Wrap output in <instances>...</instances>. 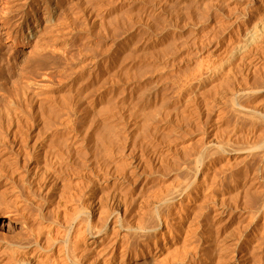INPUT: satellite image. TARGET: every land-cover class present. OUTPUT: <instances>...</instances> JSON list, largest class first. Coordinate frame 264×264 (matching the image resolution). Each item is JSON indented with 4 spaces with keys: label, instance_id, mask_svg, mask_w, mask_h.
Returning <instances> with one entry per match:
<instances>
[{
    "label": "bare ground",
    "instance_id": "1",
    "mask_svg": "<svg viewBox=\"0 0 264 264\" xmlns=\"http://www.w3.org/2000/svg\"><path fill=\"white\" fill-rule=\"evenodd\" d=\"M15 1V0H14ZM125 0H16V3L14 5L15 7V11L17 12V19L12 23V25L9 27L8 31L6 30V34L8 36H10V39H11V43H12V48L15 50V52L13 53L14 55L18 52V51H22L23 50V46L25 47H28L29 48V52L30 54H34L35 55V65H36V69L39 71L40 68H45L46 64L48 63L47 61L49 59L51 60H56V59H61L62 60V70H64V68H66V71H68V75L69 77H71L72 79H76V76H82V75H87L88 76H93L95 74H99L101 76H104V78H101L99 81L97 78H93L91 77L90 80H88L87 82H85L83 85H80L82 88V93H79V92H75V94H70L67 93V94H70V95H73L72 97L70 96V100H68V103L65 101V99H63L65 102H60L61 99H60V94L59 96L57 97V95L55 96L52 95V94H49V93H41L39 95V93L37 95H39V98L41 100L37 101L38 106H37V112L35 111L36 109H34V102H35V97L34 96V93L33 91L36 89V88H39V87H36L35 88V84L37 83V86L38 83L40 84L41 83V86L42 85V81L41 82H37L34 84V81H35V78L30 76V75H27V77L24 79V81L22 82L21 84V91L22 93H20L21 95L16 94V98L14 97L12 100L10 99V101L7 103L5 102L1 107H0V177H4L5 180H8V179H12L14 180L13 178L15 177V175L19 172L18 170V156L22 155L23 156V160L24 163L22 166H25V163H27V166L31 168L32 167H36V166H39L40 165L37 163V162H40L43 158V153L42 151H46L47 147L46 145L48 146H53L51 147L52 148V151H56V148H60L62 149V147L59 145L61 143H64L62 138V134L63 132H66L68 129H66V131H64L62 128H59V125L61 124L62 125V122L64 120L63 119V114H66L65 115V118L67 117V120L69 118V120L71 121L72 123V120L70 119V116L71 115H75V113H81V117H83V121L82 119L79 121H82V122H86L87 120H91V112L92 110L96 107L97 109H99V113L101 112L102 115H100V118L101 116L104 117V119L106 120V122L108 123V118L110 119L109 117V114L110 112L112 111H115L114 108L116 107V105L114 104V108L112 111H110V106H112V104L110 105L112 98L110 99V94L111 92L113 91H110V81H107L109 78L107 76H109L110 73H113V71L116 69V65H120L122 66V63H125L123 60H127L128 58H126V56L124 55L125 51L127 53V50H126V47L129 45H127V25H129V23H127L126 21V14H127V10L125 8V6H122L123 3H124ZM253 1V0H252ZM193 2V1H192ZM219 2V1H217ZM226 1H224L225 3ZM260 2V1H259ZM125 5L126 2L124 3ZM204 4V3H203ZM211 4V3H210ZM210 4H206V5H209ZM216 4V3H215ZM219 4V3H218ZM245 4V2H244ZM260 4V3H259ZM233 5V4H232ZM120 6V7H119ZM203 6V5H202ZM212 6V5H211ZM234 6V5H233ZM127 8H129L128 6H126ZM219 7V6H217ZM231 7V6H230ZM207 8V7H206ZM210 9V7H208ZM239 8V7H238ZM249 8V7H248ZM204 9V8H202ZM201 9V10H202ZM216 9V8H215ZM221 9H222V6H221ZM258 9V8H257ZM114 11V16H110V12L111 11ZM200 10V11H201ZM225 10V9H224ZM232 10V8H231ZM262 14L264 15V8L262 9ZM220 11V10H219ZM235 11V10H234ZM202 12V11H201ZM227 12V10H226ZM105 13H109L106 17ZM225 13V12H224ZM223 13V14H224ZM236 13V12H235ZM243 13V12H242ZM250 13V12H249ZM129 14V13H128ZM226 14V13H225ZM227 14H231V13H227ZM238 14V12L236 13V15ZM244 14V13H243ZM261 14V15H262ZM207 15V14H206ZM201 16V15H200ZM226 16V15H225ZM239 16V15H238ZM112 17H114L116 21V23H120L121 28L124 29L123 30V33L121 32L122 35V43L121 45H119V49H115V53L112 52L111 53V46L107 47H102L103 49H99L97 47L99 46H95V42L98 40L96 39V41H94L93 39H90L91 37H95L98 35V33L94 34L93 31H96L98 28L99 25L101 26H104V21L103 20H106L105 18L108 19V21H110L109 19H111ZM132 17V15L130 16ZM136 17V16H135ZM134 17V18H135ZM211 17V16H210ZM263 17V16H262ZM260 17V18H262ZM87 18H90L91 21H89L90 24H95L97 22H99V25L96 26L95 25H90L88 23H86L88 20ZM133 18V19H134ZM191 18V17H190ZM200 18V17H199ZM242 18V17H241ZM247 18V17H246ZM254 18V17H253ZM259 17L257 16L256 19H258ZM121 19V22L119 20ZM113 19H111L112 21V25L114 24V21ZM138 20V19H137ZM197 20V19H196ZM201 20V19H200ZM203 20V19H202ZM260 20V19H259ZM262 20V19H261ZM107 21V20H106ZM118 21V22H117ZM132 21V20H131ZM231 21V20H230ZM136 22V20H135ZM192 22V21H191ZM194 22V21H193ZM232 22V21H231ZM254 22V21H253ZM258 22V21H257ZM263 22H264V19H263ZM101 23V24H100ZM107 23V22H106ZM105 23V24H106ZM111 23V22H110ZM114 24V28L117 27L115 25L117 24ZM199 23V21H198ZM219 23V22H218ZM88 24V25H87ZM108 24V23H107ZM191 24V23H190ZM207 24V23H206ZM216 24V23H215ZM230 24V23H229ZM256 24V23H255ZM259 24V23H258ZM109 25V24H108ZM133 25V24H132ZM214 25V24H213ZM220 25V24H219ZM222 25V23H221ZM228 25V24H227ZM106 26V25H105ZM104 26V28H105ZM110 26V25H109ZM130 26H131V23H130ZM129 26V27H130ZM229 26V25H228ZM250 26V25H249ZM252 26V25H251ZM94 27H96L94 29ZM108 28V26H106ZM224 27V26H223ZM227 27V26H226ZM100 28V26H99ZM103 27L101 29H104ZM110 28V27H109ZM108 28V29H109ZM112 28V32H113V29ZM120 28V27H119ZM118 28V29H119ZM131 28V27H130ZM228 28V27H227ZM242 28V27H241ZM247 28V27H246ZM93 29V30H91ZM116 29V28H115ZM114 29V30H115ZM220 29V28H219ZM249 29V28H248ZM264 29V26L263 25H255L253 27H251V29H249L250 31H248L249 33H247L248 35H246V43H243L242 41V44L243 45H237L236 42L235 44L239 47L236 46L237 51H235V57L234 59L231 60L228 62L229 65L225 66V68H223L221 71L215 69V65H214V70L216 71H219L218 73L215 72L213 69L210 68V71L213 72V74H210L211 76V80H209L208 78V81H210L209 83L205 84L206 86H203V87H199V90L197 91H192L193 88H191V91L193 92V95L192 94H184V95H187L185 97H183L184 99H187L190 98V101H194V99L198 96H200L202 93H207L208 91V94L209 92L210 93H213V99H214V95H216L218 92L220 93V95H222L224 97V95H226L227 97V104L231 107V109L235 112L236 116L239 117V118H245L244 121H247L249 119V121H251V124H262V126L264 127V115L261 114L259 112V107L255 105V98L258 96V93L262 92L264 90V83L261 84V83H258V86L259 87V84H260V87L259 88H252V87H249V86H246V83L247 82V79H246V83H242V78L238 76V73L242 71V73H246L247 69L249 68H253V67H256L257 69V66H256V63L255 62V59L256 58H259V55L260 57L264 55V52L262 51L263 48L261 49V46H264L263 43H264V32L262 33V30ZM99 30V29H98ZM208 30V29H207ZM103 32H105L104 30H102ZM101 31V32H102ZM111 30H109V33H110ZM122 31V30H121ZM218 31V30H217ZM222 31V30H221ZM236 31V30H235ZM264 31V30H263ZM97 32V31H96ZM100 32V31H99ZM106 32H107V29H106ZM105 32V33H106ZM210 32V31H209ZM234 32V31H233ZM104 33V34H105ZM108 33V32H107ZM213 33V32H212ZM236 33V32H235ZM246 33V32H245ZM94 34V35H93ZM114 34V33H113ZM112 34V35H113ZM202 34V33H201ZM229 34V33H228ZM73 35H76L77 38H74V41H77V44L76 46H74V42H72L73 45H68L69 49L70 47L74 46L73 48H77L76 49V53H71L70 50L67 51L66 49V46H67V39L69 40L70 37H72ZM111 35V33H110ZM109 35V36H110ZM111 35V36H112ZM119 35V34H118ZM214 35V34H213ZM101 36V35H100ZM99 36V37H100ZM104 36V35H102ZM114 37H116L115 35H113ZM112 36V37H113ZM211 36V35H210ZM243 36V35H242ZM74 37V36H73ZM98 37V36H97ZM105 37V36H104ZM204 37V36H203ZM218 37V36H217ZM230 37V36H229ZM87 38L89 40L90 43L87 44ZM110 38V37H109ZM193 38V37H192ZM240 38V37H239ZM73 39V38H72ZM228 39V38H227ZM71 40V38H70ZM113 40V39H112ZM115 40V39H114ZM120 40V39H119ZM130 40V39H129ZM211 40V39H210ZM208 40V41H210ZM236 40V38H235ZM101 41V39H100ZM190 41V40H189ZM202 41V39H201ZM238 41V40H236ZM81 44H80V43ZM98 42V41H97ZM96 42V43H97ZM116 42V41H115ZM203 42V41H202ZM207 42V41H206ZM221 42V41H220ZM219 42V44H220ZM113 43V41H112ZM153 43V42H152ZM200 43V42H199ZM205 43V41H204ZM224 43V42H223ZM239 43V42H238ZM99 44V43H98ZM97 44V45H98ZM108 44V43H106ZM110 44H111V41H110ZM183 44V43H181ZM185 44V43H184ZM226 44V43H225ZM78 45V47H77ZM175 45V44H174ZM222 45V44H221ZM231 45V44H230ZM234 45V44H232ZM82 46V48H80ZM87 46V47H86ZM101 46V44H100ZM104 46V45H103ZM179 46V45H178ZM181 46V45H180ZM193 46V44H192ZM196 46V45H195ZM227 46V45H226ZM71 47V49H72ZM165 47V46H163ZM172 47V46H171ZM191 47V46H190ZM225 47V46H224ZM222 47V48H224ZM229 48V47H228ZM232 48V46H231ZM234 48V46H233ZM75 49H72V50H75ZM181 49V48H180ZM165 50V49H164ZM176 50V49H175ZM66 51V52H65ZM129 51V50H128ZM174 51V50H173ZM226 51V50H225ZM230 51V50H229ZM232 51V50H231ZM1 52V51H0ZM163 52V50H162ZM166 52V51H165ZM187 52V51H186ZM197 52V51H196ZM169 53H170V50H169ZM176 53V52H175ZM205 53V52H204ZM233 53V52H232ZM120 54H123L125 56L122 57V61H120V63H116L114 61V59L118 58L120 56ZM158 54V53H157ZM164 54V53H163ZM173 54V53H172ZM185 54V53H184ZM195 54V53H194ZM197 54V53H196ZM166 54H164L165 56ZM168 55V54H167ZM210 55V54H209ZM221 55V54H220ZM230 55V54H229ZM16 56V55H15ZM122 56V55H121ZM131 56V55H130ZM155 56V55H154ZM182 56V55H181ZM187 56V55H186ZM203 56V55H202ZM128 57V56H127ZM159 57V55H158ZM168 57V56H167ZM188 57V56H187ZM190 57V56H189ZM195 57V56H194ZM217 57V56H216ZM12 58L14 59L15 57L14 56H10L6 59V63H9V69L12 67V65L14 64V62L12 61ZM164 58V57H163ZM199 58H201V56H199ZM226 58V57H225ZM229 58V57H228ZM159 59V58H157ZM176 59V58H175ZM174 59V60H175ZM179 59V58H178ZM184 59V58H183ZM261 59V58H260ZM102 60V61H101ZM119 60V59H118ZM121 60V59H120ZM149 60V59H148ZM156 60V59H155ZM160 60V59H159ZM177 60V59H176ZM181 60V59H180ZM203 60V59H202ZM207 60V59H206ZM221 60V59H220ZM225 60V59H224ZM228 60V59H227ZM259 60V59H258ZM263 60V59H262ZM100 61V62H99ZM131 61V60H130ZM172 61V60H171ZM190 61V60H188ZM192 61V60H191ZM197 61V60H196ZM195 61V62H196ZM201 61V60H199ZM3 62H5V60L3 59L2 60V54L0 53V80L2 79V77L4 76V72H3V68H2V65H3ZM119 62V61H118ZM165 62V61H164ZM174 62V61H173ZM178 62V61H177ZM203 62V61H202ZM231 62V63H230ZM200 63V62H199ZM206 63V61H205ZM208 63H209V59H208ZM216 63V62H215ZM214 63V64H215ZM217 63L219 64V62L217 61ZM222 63V62H221ZM220 63V65H221ZM227 63V64H228ZM259 63V62H258ZM124 64V65H125ZM130 64V63H129ZM185 64V63H184ZM198 65V63H196ZM204 64V63H203ZM207 64V63H206ZM213 64V63H212ZM217 64V65H218ZM252 64V65H251ZM255 64V66H253ZM127 65V64H126ZM154 65V64H153ZM156 65V64H155ZM186 65V64H185ZM195 65V64H194ZM193 65V66H194ZM196 65V66H197ZM262 66V63L260 64ZM264 65V63H263ZM129 66V65H128ZM145 66H148V65H145ZM144 66V67H145ZM160 66V65H158ZM164 66V65H163ZM202 66V64L200 65ZM199 66V67H200ZM207 66V65H206ZM206 66H202V67H206ZM219 66V65H218ZM127 67V66H126ZM152 67V66H151ZM150 67V68H151ZM168 67V66H167ZM173 67V66H172ZM188 67V66H187ZM198 67V69H199ZM217 67V66H216ZM220 67V66H219ZM241 67L245 68L247 67V69L245 68V71L243 72V68L241 70ZM146 68V67H145ZM160 68V67H159ZM164 68V67H163ZM170 68V67H169ZM201 68V67H200ZM260 68V66L258 67V69ZM264 68V67H263ZM118 69V67H117ZM123 69H124V66H123ZM126 69V68H125ZM149 69V68H148ZM153 69H155L153 67ZM157 69V68H156ZM182 69V68H181ZM189 69V68H188ZM193 69V68H192ZM204 69V68H203ZM119 70V69H118ZM117 70V71H118ZM127 70V69H126ZM126 70H121L122 72L126 73ZM130 70V69H129ZM128 70V71H129ZM151 70V69H150ZM163 70V69H161ZM180 70V68H179ZM190 70V69H189ZM200 70V69H199ZM198 70V73L201 72ZM202 70V69H201ZM207 70V68H206ZM213 70V71H212ZM241 70V71H239ZM251 70V69H249ZM260 70V69H259ZM264 70V69H262ZM261 70V71H262ZM120 71V70H119ZM118 71V72H119ZM159 71V70H158ZM157 71V72H158ZM175 71V69H174ZM181 71V70H180ZM197 71V69H196ZM203 71V70H202ZM205 71V70H204ZM208 71V70H207ZM205 71V72H207ZM145 72V71H144ZM155 72V71H154ZM152 72V73H154ZM161 72V71H159ZM185 72V71H184ZM215 72V73H214ZM250 72V71H249ZM256 72V70L254 71ZM253 72V73H254ZM258 72V71H257ZM256 72V73H257ZM95 73V74H94ZM115 73V77H116V70L114 71ZM113 73V74H114ZM130 74V72H128ZM140 73V71H139ZM177 73V71H176ZM203 73V72H202ZM239 73V75H240ZM252 73V74H253ZM255 73V74H256ZM261 73V72H260ZM258 73V74H260ZM263 73V72H262ZM119 76H120V72L118 73ZM142 74V73H141ZM148 74V73H147ZM150 74V73H149ZM162 74V73H161ZM164 74V73H163ZM162 74V75H163ZM167 74V73H166ZM171 74V73H170ZM180 74V73H179ZM186 74V73H185ZM196 74V73H195ZM194 74V75H195ZM201 74V73H200ZM198 74V75H200ZM208 74V73H207ZM249 74V73H247ZM41 74H39L40 76ZM43 75V74H42ZM64 75V74H63ZM96 75V76H97ZM107 75V76H106ZM128 75V74H127ZM132 75V74H131ZM155 75V74H154ZM165 75V74H164ZM178 75V74H177ZM184 75V73H183ZM197 75V76H198ZM204 75V74H203ZM254 75V74H253ZM253 75H251L253 77ZM262 75V74H260ZM95 76V77H96ZM121 76H122V73H121ZM126 76V74H125ZM143 76V74L141 75ZM159 76V75H158ZM168 76V74H167ZM244 76V75H242ZM249 76V77H251ZM258 76V75H256ZM63 77V76H62ZM65 77V76H64ZM63 77V79H64ZM105 77H107L108 79H106ZM114 77V76H113ZM112 76H110V79L113 78ZM130 77V76H129ZM140 77V76H139ZM166 77V75H165ZM172 77H175L174 75L171 76ZM208 77V76H207ZM245 77V76H244ZM247 77V76H246ZM34 78V79H33ZM60 78V77H59ZM121 78V77H119ZM133 77H131L132 79ZM136 78V77H135ZM141 78V77H140ZM160 78V77H158ZM177 78V77H176ZM175 78V79H176ZM180 78V77H178ZM191 78V77H190ZM199 78V77H197ZM204 78V77H202ZM206 78V77H205ZM204 78V80H206ZM248 78V77H247ZM257 78V77H256ZM256 81H258V79H256ZM261 78L263 79L264 78V75L263 77L261 76ZM70 80L68 83H64L62 85H60L61 88H75L76 87V82L77 80ZM86 79V78H84ZM89 79V77H88ZM125 79V78H124ZM128 79V78H126ZM162 79V77H161ZM168 79L170 80V75L168 77ZM167 79V80H168ZM173 79V78H172ZM171 79V80H172ZM194 79V78H193ZM201 79V78H200ZM250 80V78H248ZM262 79H260L262 81ZM46 80V79H45ZM118 80V79H116ZM115 78H114V82L116 81ZM129 80V79H128ZM127 80V81H128ZM166 80V78L164 79V81ZM166 80V81H167ZM174 80V79H173ZM177 80V79H176ZM186 80V79H184ZM191 80V79H190ZM189 80V82H190ZM244 80V79H243ZM259 80V81H260ZM58 81V80H57ZM60 81V80H59ZM85 81V80H84ZM146 81V80H145ZM163 80H161L162 82ZM180 81V79H179ZM188 81V80H187ZM198 81V80H197ZM200 81V80H199ZM260 81V82H261ZM79 82V81H78ZM81 82V80H80ZM113 82V83H114ZM120 82V81H119ZM122 82H126L125 80ZM121 82V83H122ZM159 82V81H158ZM157 82V83H158ZM160 82V83H161ZM168 82V81H167ZM166 82V83H167ZM173 82V81H172ZM175 82V80H174ZM177 82V81H176ZM204 82V81H203ZM251 82V80H250ZM48 80H47V82ZM117 83V82H116ZM146 83V82H145ZM169 83V82H168ZM171 83V81H170ZM180 83V82H179ZM182 83V82H181ZM180 83V84H181ZM194 83V82H193ZM206 83V82H205ZM255 83V81H254ZM252 83V84H254ZM53 84V83H52ZM79 84V83H78ZM120 84V83H118ZM159 84V83H158ZM173 84V83H172ZM177 84V83H175ZM179 84V85H180ZM184 84V83H183ZM202 84V83H201ZM51 85V84H50ZM56 85V84H54ZM121 85V84H120ZM132 85V84H131ZM153 85V84H152ZM166 85V84H165ZM174 85V84H173ZM187 85V84H186ZM190 85V84H188ZM187 85V87H188ZM200 85V84H199ZM78 86V85H77ZM116 86V85H115ZM172 86V85H171ZM178 86V85H177ZM184 87V85H182ZM192 86V85H191ZM190 86V87H191ZM118 87V86H117ZM154 87L156 88L155 84H154ZM181 87V86H180ZM197 87V88H198ZM254 87V86H253ZM0 88H2V83L0 82ZM41 88V87H40ZM112 88V87H111ZM148 88V86H147ZM147 88H143V89H147ZM153 88V87H152ZM154 88V89H155ZM46 89V88H45ZM116 89V88H115ZM140 89V88H139ZM157 89V88H156ZM160 89V88H159ZM169 89V88H167ZM172 89V88H171ZM182 89V88H181ZM187 89V88H186ZM185 89V90H186ZM195 89V88H194ZM193 89V90H194ZM123 90V89H122ZM141 90V89H140ZM149 90H151L149 88ZM158 90V89H157ZM156 90V92H157ZM176 90V89H175ZM174 90V91H175ZM179 90V88L177 89ZM176 90V91H177ZM190 90V89H189ZM188 90V91H189ZM44 91V90H43ZM117 91V90H116ZM130 91V90H129ZM139 91V90H138ZM164 91H168V90H164ZM175 91V92H176ZM182 91V90H181ZM187 91V92H188ZM191 91L189 93H191ZM37 92V90H36ZM40 92V91H39ZM42 92V91H41ZM46 92V91H45ZM153 92V91H152ZM163 92V90H162ZM172 92V91H171ZM179 92V91H178ZM177 92V93H178ZM185 92V91H184ZM183 92V93H184ZM73 93V92H71ZM146 94V91L144 92ZM148 93V91H147ZM160 93H161V90H160ZM166 93V92H165ZM263 93V92H262ZM57 94V93H56ZM120 94V93H118ZM156 94V93H155ZM179 94V93H178ZM36 95V94H35ZM122 95V94H121ZM150 94L148 93V96ZM163 96V94H161ZM159 96V97H162V96ZM192 95V96H190ZM205 95V94H204ZM219 95V94H218ZM68 96V95H67ZM68 96V97H69ZM114 96V95H113ZM147 96V97H148ZM170 94L168 95V98H169ZM172 96V95H171ZM181 96H182V93H181ZM205 96H208V95H205ZM211 96V94H210ZM209 96V97H210ZM222 96H221V100H222ZM59 98L60 100H58L57 98ZM63 98V96H61ZM65 97H66V94H65ZM67 97V98H68ZM136 97V96H135ZM146 97V96H145ZM146 97V98H147ZM156 96H154V99H155ZM158 97V96H157ZM178 97V96H176ZM204 97V96H203ZM212 97V96H211ZM210 97V98H211ZM220 97V96H219ZM38 98V96L36 97ZM38 98V99H39ZM114 98V97H113ZM116 98V97H115ZM114 98V99H115ZM133 98V96H132ZM163 98V97H162ZM167 98V97H166ZM182 98V100H183ZM201 98V97H199ZM198 98V99H199ZM113 99V100H114ZM139 99V98H138ZM142 99V98H141ZM145 99V98H144ZM150 99V98H149ZM153 99V100H154ZM159 99V98H158ZM173 98V101L177 100ZM197 99V100H198ZM202 99V98H201ZM205 99V98H204ZM209 99V98H208ZM121 100V99H120ZM137 100V99H136ZM148 100V99H147ZM157 100V99H156ZM160 100V99H159ZM163 100V99H161ZM159 101V107L161 108V104L160 102L163 104L162 101ZM166 100V99H164ZM172 99H170L171 101ZM180 100V99H179ZM188 100V99H187ZM186 100V101H187ZM264 99L262 98V101ZM17 101V103H16ZM128 101V100H127ZM132 101V100H131ZM139 101V100H137ZM145 101V100H144ZM152 101V100H150ZM168 101V100H166ZM178 101V100H177ZM184 101V100H183ZM184 101V103L186 102ZM189 101V100H188ZM186 104H184V106H190V102H188ZM196 101V100H195ZM209 101V100H208ZM213 101V100H212ZM20 102V103H19ZM153 102V101H152ZM165 102V101H164ZM172 102V101H171ZM180 102V101H178ZM177 102V103H178ZM205 102V101H204ZM19 104H22V106L24 105L23 108H20L24 111L23 114H17L18 112V109H16L15 111V105H18ZM62 103V104H61ZM63 103H66V104H63ZM134 104L137 102H133ZM139 103V102H138ZM176 103V102H175ZM174 103V104H175ZM176 103V104H177ZM182 103H181V109L182 108ZM193 103V102H192ZM191 103V104H192ZM200 103V102H198ZM206 103V102H205ZM204 103V104H205ZM223 103V102H222ZM225 103V104H226ZM121 104V103H120ZM145 104V102L143 103ZM175 104V105H176ZM179 104V103H178ZM197 104V102H196ZM211 104V103H210ZM214 104V103H213ZM224 104V105H225ZM226 104V106H227ZM62 105H65V106H62ZM123 105V104H122ZM131 105V104H130ZM147 105V104H145ZM153 105V104H151ZM167 105V104H166ZM166 105L164 107H166ZM171 105V104H170ZM194 105V104H192ZM200 105V104H199ZM207 105V104H206ZM205 105V106H206ZM209 105V104H208ZM19 106V105H18ZM119 106V105H118ZM132 106V105H131ZM155 106V105H154ZM154 106L153 109H154ZM158 105H156L157 107ZM173 106L172 105L170 108L167 109V107L165 108V111L168 110V112H164L163 114L165 113H168L166 119L163 117L162 119L165 121L164 125H167L169 124L168 126L170 127V124L172 123V115L169 114L170 112L172 113V111L174 110L173 109ZM198 106V105H197ZM201 106V105H200ZM198 106V107H200ZM203 106V105H202ZM228 106V107H229ZM261 106H263L261 104ZM57 107H60V108H64L66 109L65 113L62 114V119L60 120L58 117H60L59 114H57V123L59 124L58 127L54 126L52 123H56L53 121V119L55 120V118H53L54 114L53 113V110H55V113L56 111L59 109H55ZM122 107V106H121ZM135 107V106H134ZM142 107V106H141ZM139 106V108H141ZM150 107V106H149ZM152 107L151 108H146L147 109H151L152 110ZM163 107V105H162ZM193 107V106H192ZM195 107V106H194ZM193 107V109H194ZM207 107V106H206ZM13 108V109H11ZM25 108V109H24ZM93 108V109H92ZM118 108V107H117ZM116 108V109H117ZM120 108V107H119ZM124 108V107H123ZM130 108V107H129ZM132 108V107H131ZM138 108V107H137ZM158 108V107H157ZM172 108V109H171ZM176 109V107H174ZM179 108V106H178ZM177 108V109H178ZM179 108V109H180ZM208 108V107H207ZM159 109V108H158ZM164 109V108H162ZM171 109V111H170ZM176 109V110H177ZM188 111L190 110L189 108H187ZM199 109V108H197ZM211 109V108H209ZM226 109V108H225ZM20 110V109H19ZM63 110V109H61ZM96 110V109H95ZM133 110V109H132ZM136 111V109H134ZM133 110V111H134ZM142 110V109H140ZM144 110V113L145 111ZM192 110V109H191ZM212 110V109H211ZM224 109L222 108L221 111H223ZM227 110V109H226ZM230 110V109H229ZM228 110V111H229ZM261 110H263V108H261ZM118 111V110H117ZM121 111V110H120ZM148 111V110H147ZM146 111V112H147ZM155 111H157V109H155ZM159 111V110H158ZM164 111V110H163ZM162 111V112H163ZM170 111V112H169ZM183 111V110H182ZM185 111V110H184ZM187 111V112H188ZM196 110L193 111V113H195ZM203 111V110H202ZM216 111H219V110H216ZM231 111V110H230ZM60 113V111H57V113ZM119 112V111H118ZM126 114L128 111H125ZM140 112V111H139ZM161 112V111H159ZM157 112V114L159 113ZM161 112V114H162ZM176 111H174L175 113ZM186 112V111H185ZM185 112H182V113H185ZM190 112V111H189ZM212 112V111H211ZM115 113V112H114ZM130 113V112H129ZM138 113V111L136 112ZM150 113V117H148ZM151 113H152V117H154L153 115V112H147L146 114L148 118H151ZM156 113V112H155ZM177 113V112H176ZM181 111H180V114H182ZM203 113V112H202ZM222 113V112H220ZM224 113V112H223ZM233 113V112H232ZM264 113V110L263 112ZM95 114V113H94ZM93 114V115H94ZM112 114V113H111ZM123 114V113H122ZM130 114H134L133 112L130 113ZM129 114V115H130ZM145 114V115H146ZM156 114V115H157ZM179 114V115H180ZM187 114V113H186ZM185 114V115H186ZM191 114V113H190ZM189 114V115H190ZM198 114V113H197ZM201 114V113H200ZM204 114V113H203ZM206 114V113H205ZM204 114V115H205ZM219 114V113H218ZM234 114V113H233ZM114 116V119L116 120L117 117L112 114ZM140 115V114H139ZM142 115H143V112H142ZM141 115V116H142ZM156 115H155V119H156ZM160 115V113H159ZM166 115V114H165ZM175 115V114H174ZM173 115V117H174ZM185 115H181V116H185ZM223 115V114H222ZM80 116V114H79ZM77 116V117H79ZM118 116V115H117ZM122 116V115H121ZM120 116V117H121ZM127 115L124 116L123 114V118H126ZM138 116V115H137ZM140 116V117H141ZM177 117V114L175 115ZM192 116V115H191ZM190 116V118H191ZM209 116V115H208ZM218 116V115H217ZM216 116V117H217ZM235 116V115H234ZM235 116V117H236ZM93 117V116H92ZM116 117V118H115ZM129 117V116H128ZM131 117V116H130ZM129 117V118H130ZM134 117H135V114H134ZM139 117V116H138ZM144 117V116H143ZM142 117V119H143ZM162 117V115L160 116ZM183 117L182 119H180V116H179V119L180 121L183 120ZM207 117V116H206ZM220 117V116H219ZM225 117V116H224ZM231 117V116H230ZM64 118V119H65ZM76 118V117H75ZM75 118L73 117L74 121H75ZM87 118V120H86ZM90 118V119H88ZM95 118V116H94ZM93 118V120L91 121H95V119ZM132 118V117H131ZM146 118V116H145ZM144 118V120H145ZM188 119L189 121V118H188V115L187 117H185V119ZM208 118V117H207ZM248 118V119H246ZM52 119V120H51ZM103 119V120H104ZM112 119V117H111ZM120 119V118H119ZM121 119V120H122ZM136 119V120H135ZM135 124L138 123L137 122V118H135ZM178 119V117L176 118ZM186 119V121H187ZM202 119V118H201ZM206 119V118H205ZM217 119V118H216ZM238 119V118H237ZM236 119V120H237ZM65 119L64 123H66L67 121ZM77 120V118H76ZM100 120V119H99ZM125 120V119H124ZM123 120V121H124ZM141 120V118H140ZM139 120V122H140ZM149 120V119H148ZM151 120H153L151 118ZM159 122L161 119H157ZM215 120V119H214ZM233 119V122L235 123V121ZM242 120V119H241ZM240 120V122H241ZM62 121V122H60ZM73 121V122H74ZM78 121V120H77ZM102 121V119H101ZM100 121V122H101ZM112 121V120H110ZM109 121V122H110ZM118 121V120H117ZM116 121V122H117ZM120 121V120H119ZM118 121V122H119ZM126 121V120H125ZM142 121V120H141ZM147 121V120H146ZM156 121V120H155ZM174 121V120H173ZM176 121V120H175ZM180 121H178L180 123ZM197 121V120H196ZM52 122V123H51ZM88 122V121H87ZM86 122V123H87ZM96 122V121H95ZM99 122V123H100ZM105 123V121H102V123ZM115 122V121H114ZM114 122H110V124L114 123ZM132 122V121H131ZM134 122V121H133ZM150 123V120L148 121ZM152 122V121H151ZM154 122V121H153ZM162 122V121H161ZM191 122V120H190ZM204 122V121H203ZM206 122V121H205ZM214 122V121H213ZM218 122V121H217ZM94 123V122H93ZM102 123H100V126L102 128ZM103 123V124H104ZM125 123V122H124ZM142 123H145L144 121ZM141 123V124H142ZM148 123V125H150ZM157 123V121H156ZM175 124V122H173ZM176 122L175 125H177L180 129H181V126L180 124ZM183 123H186L183 121ZM182 123V124H183ZM188 123V122H187ZM225 123V122H224ZM234 123H232V125H234ZM68 124V123H67ZM95 124V123H94ZM93 124V125H94ZM96 124H98L96 122ZM95 124V125H96ZM108 123V125H110ZM120 124V123H119ZM161 124V123H160ZM159 124V125H160ZM163 124V123H162ZM179 124V125H178ZM236 124H238L236 122ZM242 124V123H241ZM54 126V128H52V131L48 132L49 129H51L50 126ZM71 125V124H70ZM83 125V124H82ZM86 125V124H85ZM99 125V124H98ZM97 125V129L99 128ZM107 125V126H108ZM121 125V124H120ZM123 125V123H122ZM130 125V123H129ZM147 125V124H146ZM157 125V124H156ZM163 125V126H164ZM187 125V124H186ZM190 125V124H189ZM188 125V126H189ZM201 125V124H200ZM246 125V124H245ZM60 126V127H61ZM69 126V124H68ZM73 126V125H72ZM76 126V124H75ZM80 126V125H79ZM84 126V125H83ZM92 126V122L90 125L87 124V126H85L83 129H87V127H90ZM105 126V125H104ZM103 126V128H104ZM106 126V127H107ZM116 126V125H115ZM126 126V125H125ZM144 126V124H143ZM153 126V124H152ZM154 126H155V123H154ZM153 126V127H154ZM174 126V125H173ZM185 126V125H184ZM183 126V127H184ZM196 126V125H195ZM204 126V125H203ZM250 127V125H248ZM65 127L67 128L66 124H65ZM106 127L104 128L106 130ZM110 127V126H108ZM107 127V129H108ZM112 127V125H111ZM123 127V126H122ZM132 127V126H131ZM147 127V126H146ZM145 127V128H146ZM153 127H151L152 131L154 132V129ZM158 127V126H157ZM156 127V129H157ZM168 127V128H169ZM176 127V128H178ZM183 127H182V130H183ZM193 127V126H192ZM197 129L199 126H196ZM201 127V126H200ZM255 127V126H254ZM261 127V126H260ZM259 127V128H260ZM71 128V126H70ZM91 128V127H90ZM115 128L118 129V127L116 126ZM124 128V127H123ZM141 128V127H140ZM144 128V129H145ZM149 128V126H148ZM186 128V127H185ZM189 127H187V130H188ZM234 128V127H232ZM238 128V127H237ZM246 128V127H245ZM258 128V127H257ZM61 129L63 130V132L61 131ZM72 129V128H71ZM74 129V128H73ZM72 129V131H73ZM77 130V128H75ZM74 129V130H75ZM82 129V127H81ZM82 129V130H83ZM86 129L85 131H83L84 133H86ZM93 128H91L92 130ZM92 130L94 131L93 133L95 134L96 131H99V130ZM102 129V130H104ZM114 129V128H113ZM112 129V130H113ZM122 129V128H120ZM118 129V131L120 130ZM130 129V128H128ZM150 129V128H149ZM150 129V131H148L146 129L145 132H152ZM161 129V128H160ZM173 129V128H172ZM200 129V128H199ZM222 129V128H221ZM226 129V127H225ZM224 129V130H225ZM240 129V128H239ZM253 129V128H252ZM256 129V128H255ZM263 128L259 129V131L261 132ZM90 130V132H92ZM101 130V129H100ZM109 130V129H108ZM143 130V129H142ZM171 130V129H169ZM169 130L167 129V131L169 132ZM176 130V129H175ZM179 130V129H178ZM187 130H183L185 132H187ZM193 130V129H192ZM202 130V129H201ZM218 130V129H217ZM215 130V131H217ZM248 130L250 131V129L248 128ZM71 131V130H69ZM68 131V132H69ZM138 131V130H137ZM136 131V132H137ZM141 131V129H140ZM139 131V132H140ZM144 131V130H143ZM156 131V130H155ZM166 131V133H167ZM172 133L174 130H171ZM183 131H180V132H183ZM200 131V130H199ZM203 131V130H202ZM231 131V130H230ZM233 131V129H232ZM245 131H247L245 129ZM254 131V130H253ZM67 132V133H68ZM77 132L79 133V131L77 130ZM82 131L80 130V134L82 138V136H84L82 133ZM89 132V133H90ZM99 132H102V131H99ZM107 132V131H106ZM111 132V131H110ZM125 132V131H124ZM134 132V131H133ZM157 132V131H156ZM154 132V133H156ZM159 132V131H158ZM157 132V133H158ZM161 132V131H160ZM164 132V131H162ZM177 132V131H175ZM188 132H191V131H188ZM196 132V131H194ZM219 132V131H217ZM220 132L222 133V131L220 130ZM229 132V131H227ZM235 131L233 132H230V133H234ZM243 132V131H242ZM258 132V131H257ZM263 132V130H262ZM259 133L260 136L262 134V136L264 135L263 133ZM71 133V132H70ZM91 134L90 137H93L94 134ZM105 134V132L103 131L102 134ZM109 133V132H108ZM126 133V132H125ZM142 133V132H141ZM156 133V134H157ZM164 132V134H166ZM171 133V134H172ZM184 133V132H183ZM182 133V135H184ZM225 133V132H224ZM229 133V134H230ZM237 133V132H236ZM235 133V135H236ZM241 133V132H240ZM251 133V132H250ZM254 133V132H253ZM72 134V133H71ZM70 134V135H71ZM73 134H76V133H73ZM72 134V136H74ZM98 134L97 136L99 137V134L101 133H96ZM103 134V135H104ZM110 134V133H109ZM113 134V133H112ZM111 134V135H112ZM144 134V133H143ZM147 135V133H145ZM152 135H155L153 133H151ZM162 133H159L158 136H160ZM178 134V132L176 133V135ZM180 134V133H179ZM199 134V133H198ZM204 134V133H202ZM210 134V133H209ZM220 134V133H219ZM223 134V133H222ZM227 134V133H226ZM239 134V133H238ZM244 134V133H243ZM248 134V133H247ZM246 134V135H247ZM258 134V133H257ZM257 134H254V136H256L255 138L257 139ZM65 135V134H64ZM90 135V134H89ZM93 135V136H92ZM114 135V134H113ZM116 135V134H115ZM114 135V136H115ZM136 135V133L134 134ZM137 135H138V132H137ZM141 135V134H140ZM139 135V136H140ZM170 135V134H169ZM180 134V136H182ZM189 135V133H188ZM205 135H208L205 134ZM212 135V134H211ZM215 135V134H214ZM218 135V134H216ZM240 135V134H239ZM251 135V134H250ZM67 137L69 136L66 135ZM101 136V135H100ZM105 136V135H104ZM103 136V137H104ZM108 136V134H107ZM105 136V138L107 137ZM144 136V135H143ZM149 137V134L147 135ZM145 136V137H147ZM158 136L155 138L156 140H160L163 138L162 135L160 137L162 138H158ZM168 136V135H167ZM166 136V137H167ZM172 135H170L171 137ZM179 136V135H177ZM177 136H173L174 137H177ZM187 136V134H186ZM199 136V135H198ZM204 136V135H203ZM222 136V135H221ZM230 136V135H229ZM227 136V137H229ZM241 136V135H240ZM249 136V135H248ZM248 136H247V139H248ZM253 137V135H251ZM250 136V137H251ZM259 136V135H258ZM71 137V136H70ZM78 137V136H77ZM95 137V136H94ZM93 137V139H94ZM116 137V136H115ZM122 137V135H121ZM143 137V138H145ZM152 137V136H151ZM150 137V138H151ZM166 137L164 138L166 140ZM185 135L183 136V139H184ZM202 137V136H201ZM223 137V136H222ZM221 137V138H222ZM234 137V136H233ZM243 137V136H242ZM245 137V136H244ZM251 137V139H252ZM80 138V139H81ZM86 138V137H85ZM84 138V139H85ZM89 138V136H87V138L85 139V141H87V139ZM109 138V137H108ZM112 138V137H111ZM119 138V137H118ZM137 138V137H136ZM135 138V139H136ZM168 138V137H167ZM172 138V139H173ZM179 138V137H178ZM182 138V137H181ZM192 138V137H191ZM225 138V137H224ZM235 138V137H234ZM239 138V137H238ZM255 138L253 139L255 141ZM68 139V138H67ZM74 139V137H73ZM95 139H98L97 137ZM99 139H103L104 141H106V139L104 138H100ZM114 139V138H113ZM120 139V138H119ZM131 139V138H130ZM154 139V140H155ZM170 139V138H169ZM177 140V138H175ZM263 139V138H262ZM63 140V141H62ZM71 140V139H69ZM78 140V139H77ZM111 140V139H110ZM116 140V139H115ZM127 140V139H126ZM125 140V141H126ZM146 140V139H145ZM163 140V139H162ZM165 140H163L165 142ZM175 140V141H176ZM190 140V139H189ZM229 140V139H228ZM240 140V139H239ZM238 141H234V142H239ZM243 140V139H242ZM253 140L251 142V140L249 142V145L253 144ZM258 140H260V137L258 138ZM257 140V141H258ZM52 144H51V142ZM62 141V142H61ZM76 141V140H75ZM79 141V140H78ZM82 141V140H80ZM94 141V140H93ZM96 141V140H95ZM94 141V142H95ZM99 141V140H98ZM97 141V142H98ZM108 141V140H107ZM104 142V143H107ZM117 141H119L117 139ZM148 141V139H147ZM150 141V140H149ZM152 141V139H151ZM159 143H162L160 142ZM173 141V140H172ZM174 141V143H175ZM192 141V140H191ZM189 141V142H191ZM197 141V140H196ZM231 141V140H230ZM255 141V142H257ZM50 142V145L48 144ZM83 142V141H82ZM92 142V145L93 143ZM112 142V141H111ZM130 142V141H129ZM142 142V141H140ZM157 142V141H156ZM181 142V141H180ZM188 143V141H186ZM216 142H219L217 139L215 140V138L213 136H209L202 141V144L200 145V148L199 146L197 145V142H196V147L198 149L197 151V156L196 158H192L191 160L194 159V165L190 168V169H187L186 171L188 172L187 175L188 177L185 178V181L182 182L180 181L179 185H178V181L176 182L177 186H175L176 188H172L169 184L171 183H168L166 185L170 186L169 188H165L166 185L164 184V186H162V184H157V188L155 189V191L151 192L149 190V188L152 190V188L150 187V184H152L153 182H156V177L154 176V174L150 173L151 171H147V173L145 172L146 169H143L145 168L143 165L144 163H141L139 160L136 161H131V163H128L126 162V159H125V162L128 163V165H126V163H121L120 161V164L122 165H126L127 167H124L122 168L121 166H119V170H118V175H121V176H113L111 179H109V176L108 178L106 177L105 175V178L104 180H102L100 183H98L97 180H95L93 177V179L97 182H94L91 181L92 183H88L89 185H85L87 183H83L81 180V175L84 174V170L81 171L83 173H80L77 171V169H74L73 170L75 171H72L73 173H71V176L69 174V172H67L70 176V177H62L60 178L58 175V173L54 174V172L57 170H60V167L58 166V162L60 159L64 158H60L59 156V160L57 158V166H58V169L57 167L55 168L56 170L53 172H49V169H47L49 166H51V163L47 162V158L44 160L46 161L47 165L49 166H45V169H47V171L49 172L48 173V179H46L47 181L46 182H43V181H40V179L42 178L44 172L42 173V175L39 177V181L40 182H43L42 185H40L38 183V185H40V187L42 188V192L43 190L45 191V195L47 193V195H43V197L45 196L46 199L45 201L43 202L42 201V204L41 206L40 205H37L39 203H37L36 205L39 206V209H38V212L35 213L34 217H30V219H32L31 221V228L33 227L32 230H35V231H32L33 233L35 232V236L33 237V240L27 241L25 240L24 242H19L21 243L22 245L26 242L28 244V246L26 247L27 249H23V250H19L11 247L10 249H2L0 251V264H134L133 262L136 261V260H139L140 259V262H138L137 264H264V198L262 200H257L259 202L258 205L255 206V203H254V209L250 212L251 215H249L250 217H246L248 218V224H247V227L245 228V232L244 233H239L237 234V230H236V233H232L231 232V229H232V226H231V229L229 227H226L225 229H221L220 231H214L215 232V236L213 235V237L210 238V223L207 221L205 224L202 222V224H204L203 226H205L207 229H201V232L199 233H196L197 236H198V244H193L190 246L189 244V241H190V225L193 224V221L195 219H197V217H200L202 216L203 214V211L204 209H206V207H210L212 208V214H210L209 216L214 218V217H220L221 213H224L225 211V207L227 208V206L232 203L235 204V202L238 200H240L241 197H243L244 195L242 193H245L246 191L248 192V188L249 186L251 187V183H252V179H253V175H254V171L257 170L258 168V164L255 165L256 166H253L255 167L253 170H251L248 174H245L243 175L242 174V177L241 178H236V175H235V178L236 179H233L230 181V183H228V187H227V191H223V189L225 190V188H222V190H220L219 188H216L215 187V177L219 174V173H216L217 170H220L219 168H221L222 164L224 165H227L224 163V161L226 160L225 157L226 156H221V157H217L218 159H214V160H210L212 161V163H215L216 165L213 166V168H211L209 164L210 161H207L206 157H207V154L209 155V152L214 149L215 151L217 150L218 152H222L224 155H239V157L243 154V152H245V150H243V146L241 148V145H240V148L237 146V144H235L236 146H234L233 144H226V143H229L228 141H226V143H216ZM221 142H224V141H221ZM233 142V141H232ZM264 142V139L262 140V143ZM65 143H67V140L65 141ZM72 143V140L71 142ZM70 143H69V147H70ZM77 144V142H74ZM81 143V142H80ZM84 143V142H83ZM87 143V142H86ZM91 143V141L89 142L88 140V144ZM102 144H100L99 142L97 144H100L102 147L104 146L103 144V141L101 142ZM110 143V141L108 142ZM125 143V142H124ZM128 143V142H127ZM132 143V142H131ZM136 143V142H135ZM151 142H149L150 144ZM153 143V142H152ZM168 143V140L167 142ZM164 143V146L165 144ZM171 143V141L169 142ZM242 143L241 141L238 143L240 144ZM243 143H246L247 144V140ZM73 144V143H72ZM79 144V143H78ZM88 144H86L84 147H86ZM95 144V143H94ZM119 144V143H118ZM141 144V143H140ZM139 144V145H140ZM147 145H149L148 143H146ZM182 144V143H181ZM180 144V145H181ZM62 145V144H61ZM66 145V144H64ZM75 145V144H74ZM80 145V144H79ZM91 145V147L93 148V146ZM106 145V144H105ZM110 145L112 146V144L110 143ZM115 145V144H114ZM124 145V144H123ZM133 145V144H132ZM153 145V144H152ZM157 145V144H156ZM159 145V144H158ZM167 145V144H166ZM170 145V144H169ZM172 145V144H171ZM185 144L181 145V146H177L178 148L184 146ZM195 145V144H194ZM244 145V144H243ZM258 145V144H257ZM57 146V147H56ZM73 146V145H72ZM71 146V148H72ZM97 146V145H96ZM95 146V147H96ZM141 146V145H140ZM145 146V144H144ZM160 146H162L160 144ZM160 146H159V149H160ZM188 146H190V143L188 144ZM31 147L32 148H35V149H42L39 151V153L42 155V159L40 160V155H38L37 157V161L36 162H32L31 159L29 158L30 155H27V153L29 154L28 151V148ZM46 147V149H45ZM56 147V148H55ZM68 147V148H69ZM74 147V146H73ZM83 147V145H82ZM89 147V146H87ZM99 145L95 148L96 152L98 153L102 151L98 150ZM110 147V146H109ZM119 147V146H118ZM117 147V150H119ZM127 147V146H126ZM130 147V146H129ZM148 147V146H147ZM145 147V148H147ZM152 147V146H150ZM156 147V146H155ZM173 147V146H172ZM193 147V146H192ZM54 148V150H53ZM66 148V147H65ZM70 148V149H71ZM79 148V147H78ZM77 148V149H78ZM90 148V147H89ZM101 148V147H100ZM107 148V147H106ZM111 148V147H110ZM110 148L108 150H110ZM144 148V149H145ZM188 148H191L188 147ZM187 148V149H188ZM251 148V147H250ZM254 148V147H253ZM259 148V147H258ZM257 148V149H258ZM30 149V148H29ZM44 149V150H43ZM49 149V148H48ZM85 149V148H84ZM115 149V148H114ZM123 149V148H122ZM136 149V148H135ZM143 149V148H142ZM152 149V148H151ZM164 149V148H163ZM169 149V147H168ZM173 149H175L173 147ZM186 149V150H187ZM195 149V148H194ZM260 150L257 151L256 153L255 152H250L247 150V153L244 154V155H255L258 154L256 156V158H258L259 160V155L261 154L262 156H264V148L263 146L261 145ZM37 150V152H38ZM66 150H69V149H66ZM75 150V149H74ZM87 150V149H86ZM92 150V149H90ZM105 150V147L103 149V151ZM112 150V149H111ZM133 150V149H132ZM156 149H154V152H155ZM175 150H178V149H175ZM174 150V151H175ZM181 150V149H180ZM183 150V149H182ZM184 150H185V146H184ZM35 151V150H34ZM64 151V149H63ZM72 151V149L70 150V152ZM85 151V150H84ZM89 151V150H87ZM144 151V150H143ZM149 151V150H148ZM179 151V150H178ZM189 151V150H187ZM193 151V149H192ZM196 151V150H195ZM58 152H60L58 150ZM65 152V151H64ZM68 151V153H70ZM81 150H79V152H77L75 150L72 151V153H75V155H77L76 153H80ZM105 152V151H104ZM111 152V151H110ZM109 152V154H110ZM114 152V151H113ZM118 152V151H117ZM120 154H121V150H119ZM130 153L132 151H129ZM134 152V151H133ZM152 152V151H151ZM159 152V151H157ZM177 152V151H175ZM183 152V151H182ZM185 152V151H184ZM190 152V151H189ZM36 153V151L34 152V154ZM49 155L47 157H51L50 155V152H48ZM66 153V152H65ZM88 153V152H87ZM87 153H82L80 155H83V158L84 157V154H87ZM92 153V151H91ZM97 153H92L93 156ZM103 156V154H101ZM147 153V152H146ZM164 153V152H163ZM162 153V157H160V155L158 157H160L159 159H163L164 155ZM179 153V152H178ZM177 153V154H178ZM188 153V152H186ZM37 154V153H36ZM46 154V152L44 153V155ZM53 154V153H52ZM55 154V153H54ZM58 154V153H57ZM89 154V153H88ZM107 154V150H106V155L108 157ZM112 154V153H111ZM129 154V153H128ZM138 154V153H137ZM155 154H157L155 152ZM154 154V155H155ZM159 154V153H158ZM157 154V155H158ZM161 154V153H160ZM174 154V153H173ZM194 154V153H193ZM211 154V153H210ZM214 154V153H213ZM217 154V153H216ZM222 154V155H223ZM59 155H65V154H60ZM69 157L71 154H68ZM105 155V154H104ZM130 155V154H129ZM141 155V154H140ZM139 155V157H140ZM155 155V156H157ZM171 154H169L170 156ZM182 156V153L180 154ZM179 155V156H180ZM186 155V154H185ZM191 155V154H190ZM190 155H187L190 156ZM212 155V154H211ZM40 156V157H39ZM67 156V155H66ZM74 156V155H73ZM79 156V155H77ZM91 156V154H90ZM92 156V157H93ZM99 156V153L98 155ZM111 156V155H110ZM109 156V157H110ZM134 156V154H133ZM210 156V155H209ZM243 156V155H242ZM241 156V157H242ZM33 157V155L31 156ZM35 157V155H34ZM54 156L52 155V158ZM56 157H58L56 155ZM106 157V156H105ZM106 157V158H107ZM141 157H144L143 154ZM157 157V158H158ZM167 158V156H165ZM164 157V158H165ZM174 157V155H173ZM177 157V156H176ZM191 157V156H190ZM189 157V158H190ZM212 157V156H211ZM215 157V156H214ZM231 157V156H230ZM247 157V156H246ZM245 157V158H246ZM253 157V156H252ZM50 158V160L52 159ZM66 158V157H65ZM75 158V162H76V158L77 157H74ZM81 158L80 156L78 157V159ZM81 158V159H83ZM100 158V157H99ZM115 158V156H114ZM117 158L119 159V156H117ZM121 158V157H120ZM151 158V157H150ZM156 158L155 161H158ZM165 158V159H166ZM169 158V157H168ZM175 158V157H174ZM180 158V157H179ZM178 158V159H179ZM183 158V156H182ZM227 158V157H226ZM233 158V157H232ZM244 158V157H243ZM262 158V157H261ZM36 159V158H35ZM34 159V160H35ZM54 159V158H53ZM52 160L53 162L55 161ZM86 159V158H85ZM88 159V157H87ZM87 159H86V163H87ZM92 159V158H91ZM90 159V160H91ZM111 159V158H110ZM109 159V160H110ZM122 159V158H121ZM130 159V158H129ZM148 159V158H147ZM177 159V158H176ZM185 159V156L184 158ZM228 159V158H227ZM236 159V157H235ZM239 158H237L236 160H238ZM241 159V158H240ZM253 159L250 157V160ZM63 160V159H62ZM64 160H67V159H64ZM70 160L74 161V159L72 158V155L70 157ZM95 160H96V156H95ZM104 160V159H103ZM102 160V161H103ZM106 160V159H105ZM105 160H104V163H105ZM108 160V161H109ZM116 160V159H115ZM124 160V159H123ZM132 160V159H131ZM159 160V161H160ZM164 160V159H163ZM161 160V161H163ZM168 160V159H167ZM175 160V159H174ZM182 160V159H181ZM191 160L189 162H191ZM209 160V159H208ZM243 160V159H242ZM246 160V159H245ZM244 160V161H245ZM254 160V159H253ZM72 161V162H73ZM78 161V160H77ZM99 161V160H98ZM107 161V162H108ZM111 161V160H110ZM151 161V160H150ZM154 161V162H155ZM165 161V160H164ZM163 161V162H164ZM217 161V162H216ZM227 161V160H226ZM248 161V160H247ZM252 161V160H251ZM263 161V160H261ZM43 162V161H42ZM46 162H45V165H46ZM51 162V161H50ZM52 162V163H53ZM56 162V161H55ZM64 162V161H63ZM67 161H65L66 163ZM79 162H81V164H83V162L81 160H79ZM84 162V163H85ZM92 162V160H91ZM90 162V164H92ZM114 162V160H113ZM130 162V161H129ZM152 162V161H151ZM153 162V163H154ZM169 162V160H168ZM176 162V161H175ZM183 162V161H182ZM230 162V161H229ZM233 162V161H232ZM231 162V163H232ZM44 163V162H43ZM61 163V162H60ZM77 163V162H76ZM75 163V164H76ZM97 163V161H96ZM101 163V162H100ZM110 164L112 162H109ZM148 163V162H147ZM157 163V162H155ZM159 163V162H158ZM162 163V162H161ZM171 163H174V162H171ZM177 163V162H176ZM188 163V162H187ZM247 163V162H246ZM250 161L248 162V165H249ZM260 163V161H259ZM64 164V163H63ZM62 164V165H63ZM70 164V163H69ZM68 164V165H69ZM74 164V162H73ZM74 164V165H75ZM78 164V163H77ZM79 165L78 166H81L82 165ZM89 164V165H90ZM93 164H95L93 162ZM92 164V165H93ZM106 164V163H105ZM116 164V163H115ZM165 164V165H164ZM164 164L162 165L163 168H161L160 166H158L160 169H163L162 171L165 170L164 167L168 168L170 170V168L172 169L175 168L176 165L174 164H169L164 162ZM221 164V165H220ZM245 164V163H244ZM254 164V163H252ZM251 164V165H252ZM263 164V163H262ZM56 165V164H55ZM54 165V166H55ZM61 167L64 169L61 173L63 172H66L65 170L66 169V165L65 166H62ZM96 165V164H95ZM101 165V164H99ZM104 165V164H103ZM107 165V164H106ZM106 165L104 166L106 168ZM114 165V163H113ZM111 166V167H114L115 166ZM148 165V164H147ZM146 165V166H147ZM158 165V164H157ZM156 165V166H157ZM183 165V163L181 164ZM190 165V164H188ZM230 165H233L230 164ZM247 165V166H248ZM260 165V164H259ZM264 165V164H263ZM261 165V166H263ZM72 165L70 164L69 166V169L70 170V167ZM85 166V165H83ZM109 167V165H107ZM117 166V167H118ZM151 166V165H150ZM149 166V169H151V167ZM180 166V165H179ZM187 166V165H186ZM236 166V164H235ZM246 166V165H244ZM250 166V165H249ZM260 166V167H261ZM44 167V165L42 166ZM40 167V168H42ZM53 167V166H52ZM51 167V168H52ZM68 167V166H67ZM88 167V166H87ZM107 167V168H108ZM116 167V168H117ZM120 167L122 169H120ZM181 167V166H180ZM188 167V166H187ZM218 167V169H217ZM227 167V166H226ZM229 167V166H228ZM227 167V168H228ZM234 167V166H233ZM243 167V165H242ZM252 167V166H250ZM252 167V168H253ZM21 168V169H22ZM27 168V167H26ZM38 168V167H37ZM50 168V169H51ZM78 168V167H77ZM80 168V167H79ZM78 168V170H79ZM96 172H97V169L98 167H94ZM106 168V169H107ZM114 168H111L109 170H114ZM115 168V169H116ZM157 168V167H156ZM223 168V167H222ZM232 168V167H231ZM263 168V167H262ZM261 168V170H262ZM33 169V168H32ZM45 169H41V171H46ZM81 169V168H80ZM106 169H105V173H106ZM155 169V168H154ZM177 169V168H176ZM230 169V168H228ZM237 169V168H235ZM245 169V168H244ZM250 169V168H249ZM24 170V169H23ZM28 171V169H26ZM31 169H29L30 171ZM36 170V168L34 169ZM67 170V171H68ZM88 170V169H87ZM93 169V171H95ZM102 170H104L102 168ZM117 170V169H116ZM145 170V171H144ZM148 170V169H147ZM158 170V168H157ZM175 170V169H174ZM184 170V169H183ZM182 170V171H183ZM223 169H221L222 171ZM26 171V172H27ZM28 171V172H29ZM38 171V169H37ZM40 171V170H39ZM38 171V173H40ZM61 171V170H60ZM93 171H90L91 174ZM101 171V170H100ZM99 171V172H100ZM108 171V169H107ZM154 172H156V169L153 170ZM159 171V170H158ZM167 171V170H166ZM181 171V170H180ZM185 171V170H184ZM219 171V172H221ZM224 171V170H223ZM233 171H236V170H233ZM89 172L88 171H85V173ZM95 174L98 175V172ZM103 172V171H102ZM112 171L108 172V173H111ZM116 171H114L115 173ZM165 172V171H164ZM175 172V171H174ZM239 172V171H238ZM258 172V171H257ZM261 172V171H260ZM21 173V172H20ZM23 173V171H22ZM25 173V172H24ZM23 173V175H24ZM36 173V172H35ZM34 173V174H35ZM37 173V174H38ZM65 173V174H67ZM117 173V172H116ZM182 173V172H180ZM178 172V174H180ZM242 173V172H241ZM26 174V173H25ZM33 174V175H34ZM64 174V173H63ZM64 174V175H65ZM88 174V173H87ZM86 174V176H87ZM101 174V173H99ZM163 174V173H162ZM177 173H175V176H176ZM177 174V175H178ZM183 175L185 174L184 172L182 173ZM217 174V175H216ZM234 174H236L234 172ZM232 174V177L233 175ZM260 174V173H259ZM21 175V174H20ZM20 175H18L17 177H19ZM31 175V174H30ZM47 173H45L44 176H46ZM90 175V174H89ZM113 175V172L112 174ZM216 175V176H215ZM258 175V174H256ZM36 176V175H35ZM39 176V175H38ZM43 176V178H44ZM62 176V175H60ZM85 176V175H84ZM93 176V175H92ZM96 175H94L95 177ZM100 176V175H98ZM98 176H97V179H98ZM173 177V175H171ZM179 176V175H178ZM181 176V175H180ZM224 176V175H223ZM261 176H262V173H261ZM32 176H30V179H31ZM46 177V178H47ZM88 179H89V176H87ZM182 177V176H181ZM184 177V176H183ZM221 177V176H220ZM264 177V176H263ZM26 178V177H25ZM33 178V177H32ZM61 180H60V179ZM86 178V177H85ZM164 178V177H163ZM168 178V177H167ZM259 178V177H258ZM29 179V180H30ZM83 179V178H82ZM91 179V178H90ZM89 179V180H90ZM101 179H103V177L101 176ZM178 179V177H177ZM243 179V180H242ZM2 180V179H1ZM0 180V181H1ZM19 180V179H18ZM21 180V179H20ZM37 180V178H36ZM36 180L33 179V181L36 182ZM43 180V179H42ZM87 180V178H86ZM92 180V179H91ZM99 180V179H98ZM158 180V179H157ZM163 180V179H161ZM173 180V179H172ZM218 180V179H217ZM229 180V178H228ZM258 180V179H257ZM26 181V179H25ZM88 181V180H87ZM86 181V182H87ZM165 181V180H164ZM227 181V180H225ZM22 182V181H20ZM19 182V183H20ZM32 182V181H31ZM127 182V183H125ZM131 183V184H128ZM161 182V181H160ZM168 182V181H166ZM166 182H163V183H166ZM171 182V181H170ZM219 183V180L217 181ZM16 183V182H15ZM17 183V185L19 184ZM37 183V182H36ZM98 183V184H97ZM159 183V181H158ZM173 183V181H172ZM182 183V184H181ZM227 183V182H225ZM85 186H84V185ZM224 184V183H223ZM222 184V185H223ZM260 184V183H259ZM8 185V184H7ZM16 185V184H15ZM20 185V184H19ZM30 185V184H29ZM131 185V186H129ZM171 185H174V184H171ZM6 186V185H4ZM37 186V184H36ZM156 186V185H155ZM220 186V185H219ZM218 186V187H219ZM227 186V185H226ZM253 186V185H252ZM255 186V185H254ZM21 187L23 188L22 184H21ZM35 187V186H32V188ZM153 187V185H152ZM225 187V186H223ZM256 187V186H255ZM254 187V189H255ZM8 188V187H7ZM18 188V187H17ZM27 188V187H25ZM31 189V188H30ZM35 189V190H34ZM33 191H36V189L38 188H34ZM148 189V190H147ZM260 189V188H259ZM263 189V188H261ZM9 190V189H7ZM19 190V189H18ZM40 190V188H39ZM39 190H38V193H39ZM146 190V191H149L151 192V194L147 195V197H144L143 198V191ZM251 190V189H250ZM264 190V189H263ZM5 190H3L4 192ZM41 191V190H40ZM262 191V190H261ZM261 191H260V194H261ZM14 192V191H13ZM28 192V191H27ZM96 192L98 194V197L96 196ZM251 192V191H250ZM248 192V193H250ZM253 192V191H252ZM256 192V191H255ZM254 192V193H255ZM259 191H257L258 193ZM35 193V192H33ZM44 193V192H43ZM42 193V194H43ZM256 193V194H257ZM25 194V192H24ZM42 194H41V198H42ZM93 194H95V198H93ZM243 196H242V195ZM246 194V193H245ZM40 195V194H39ZM38 195V196H39ZM247 195V194H246ZM263 195V194H261ZM23 196V195H22ZM27 196V195H25ZM29 196V194H28ZM241 196V197H240ZM254 196V195H253ZM19 197V196H18ZM37 197V196H36ZM44 197V198H45ZM97 197V198H96ZM182 197V201L180 200L176 205H177V208L180 209V211H177L176 209V214H173V212L175 213V210L174 209H170L171 206H173L176 202V200H179V198ZM258 197V196H257ZM264 197V195H263ZM16 198V197H15ZM20 198V197H19ZM24 198H28V197H24ZM32 198V197H31ZM245 199L246 196H244ZM243 198V199H244ZM252 198V197H251ZM256 198V197H255ZM30 199V198H29ZM38 199V198H37ZM43 199V198H42ZM108 199H111L114 201L115 203V206L114 207H110L108 206V204H106L105 202L108 200ZM144 199V200H143ZM242 199V200H243ZM14 200V199H13ZM16 200V199H15ZM31 200V199H30ZM34 200V199H33ZM41 200V199H40ZM39 201V200H38ZM32 202V201H31ZM183 203L182 207L180 208L179 206L180 203ZM241 202V201H239ZM238 202V203H239ZM244 202V201H243ZM25 203V202H24ZM35 203V202H34ZM248 204V202H246ZM20 204V203H19ZM28 204V202H27ZM110 204V203H109ZM245 202L244 203H241L240 205H243L244 206ZM246 204V205H247ZM12 205V204H11ZM18 205V204H17ZM32 205V204H31ZM112 205V204H111ZM175 205V206H176ZM236 205V204H235ZM238 205V204H237ZM30 206V205H29ZM15 207V206H13ZM33 207V206H32ZM236 207V206H234ZM241 207V206H240ZM246 207V206H244ZM16 208V207H15ZM21 208H24V207H21ZM172 208V207H171ZM239 208V207H238ZM251 208V207H250ZM253 208V206H252ZM229 209V208H228ZM245 209V208H244ZM20 210V209H19ZM34 210V209H33ZM242 210V208H241ZM11 211V210H10ZM31 211V210H29ZM36 211V208L35 210ZM183 211L182 214H180L181 212ZM246 211V210H245ZM250 211V210H249ZM18 212V211H17ZM207 212V210H206ZM210 212V211H209ZM13 213V212H12ZM22 213V212H21ZM31 213V212H30ZM34 213V212H33ZM33 213H31L32 215L30 216H33ZM234 213V212H233ZM246 213V212H245ZM248 213V212H247ZM246 213V214H247ZM15 214V213H14ZM180 214V215H178ZM207 214V213H206ZM209 214V213H208ZM239 214V213H238ZM13 215V214H11ZM174 216V215H177L179 217H177L178 219V222L177 224H172L170 222V219H174L175 217H171V216ZM247 215V216H248ZM17 216V214H16ZM21 216V215H19ZM27 216V215H26ZM25 216V217H26ZM234 216V215H233ZM23 217V216H22ZM238 217V216H237ZM243 217V216H242ZM233 218V217H231ZM235 218V217H234ZM241 218V217H240ZM245 218V217H244ZM251 218V219H249ZM13 219V218H12ZM26 219V218H25ZM24 219V220H25ZM27 219L28 216H27ZM207 219V218H206ZM242 219V218H241ZM176 220V218H175ZM213 220V219H212ZM236 220V219H235ZM27 222V220H25ZM172 221V220H171ZM177 221V220H176ZM25 222V224H26ZM29 222V221H28ZM212 222V221H211ZM243 222V221H242ZM247 222V221H246ZM29 224V226H30ZM214 224V223H212ZM220 224V223H219ZM236 224V223H235ZM23 225V223H22ZM27 226V227H29ZM202 226V225H201ZM214 227V225H212ZM236 226V225H235ZM246 226V225H245ZM23 227V226H22ZM192 227V226H191ZM241 227V224L240 226ZM238 227V228H239ZM244 227V226H243ZM242 227V229H243ZM251 227H254L253 230H255L254 233H250V234H247L246 232H248ZM203 228V227H202ZM219 228V226L217 227ZM236 228V227H235ZM25 229V228H24ZM203 230V231H202ZM194 231V230H193ZM233 231V230H232ZM25 232V231H24ZM210 232V233H209ZM235 232V231H233ZM29 233V232H28ZM173 233H176L177 235H173ZM193 233V232H192ZM30 234V233H29ZM28 234V235H29ZM33 235V234H32ZM11 236V235H10ZM9 236V237H10ZM18 236V235H17ZM16 236V237H17ZM20 236V235H19ZM18 236V237H19ZM31 236V235H30ZM29 236V237H30ZM194 236V235H192ZM1 237V236H0ZM5 237V235H4ZM12 237H14V240H15V234L12 235ZM24 237V236H23ZM32 237V236H31ZM30 237V238H31ZM3 238V237H2ZM1 238V239H2ZM20 238V237H19ZM18 238V239H19ZM25 238V237H24ZM10 239V238H9ZM8 239V240H9ZM6 240V239H4ZM11 240V239H10ZM13 240V239H12ZM21 240V239H20ZM23 240V239H22ZM192 240V239H191ZM7 241V240H6ZM18 241V240H17ZM195 241V240H194ZM13 242V241H12ZM15 242V241H14ZM197 242V240H196ZM4 243V242H3ZM25 243V244H26ZM191 243V242H190ZM193 243V242H192ZM195 243V242H194ZM5 244V243H4ZM8 245V244H7ZM10 245V244H9ZM8 245V246H9ZM4 246V245H3ZM2 246V247H3ZM16 246V245H15ZM1 247V248H2ZM19 247V246H17ZM22 247V246H21ZM5 248H6V245H5ZM22 249V248H20ZM136 264V263H135Z\"/></svg>",
    "mask_w": 264,
    "mask_h": 264
},
{
    "label": "rangeland",
    "instance_id": "2",
    "mask_svg": "<svg viewBox=\"0 0 264 264\" xmlns=\"http://www.w3.org/2000/svg\"><path fill=\"white\" fill-rule=\"evenodd\" d=\"M193 1V2H192ZM217 1H219V2H217ZM224 1H226L225 3H224ZM260 1V2H259ZM126 2V4L127 5H125L124 3ZM244 2H245V4H244ZM15 3H16V0L14 1V0H0V53L2 54V60L4 59L5 60V62H3V65H2V68H3V72H4V76L2 77V79L0 80V82L2 83V88H0V107L6 102L7 103V101L9 102L10 101V99L12 100L14 97L16 98V94H18L19 93V95H21L20 93H22V92H20L21 91V89H20V87H21V84H22V82L24 81V79L27 77V75H30V76H32V77H34L35 78V81H34V84L38 81V82H41L42 81V85L43 86H41V83L39 84L38 83V85L39 86H37V83L35 84L36 86H35V88L36 87H39V88H36L34 91H33V93H34V96H38V98H39V95L41 94V93H49V94H52V95H54L55 94V96L57 95V97L59 96V94H60V99H61V101L60 102H67L68 103V100H70V96L72 97L74 94H75V92L77 91V92H79V93H82V87L80 86V85H83L85 82H87L88 80H90L91 79V77H93V76H88L89 77V79H88V77H87V75H82V76H76V79H72L71 77H69V76H67L69 73H68V71H66V68H64V70H62L61 68H62V60L60 59H56V60H51V59H49L47 62V64H46V66H45V68L43 69V68H40L39 69V71L36 69V65H35V60H34V58H35V55L34 54H30V52H29V48L28 47H24L23 46V50L22 51H18L15 55L13 54L14 52H15V50L12 48V43H11V39H10V36H8L7 34H6V30L8 31V29H9V27L12 25V23L17 19V12L15 11V7H14V5H15ZM124 3H123V5L122 6H125V8H126V10H127V16H126V21H127V23H129V25H127V47H126V50H127V53H126V51H125V53H124V55L126 56V58H128L126 61L125 60H123L124 58H125V56L123 55V54H120V56L118 57V58H116V59H114V61L116 62V63H120V61H124V62H126V64L125 63H123V62H121L122 63V66H120V65H116V77H115V73H114V71H113V73H110L109 74V76H107V77H105L106 79H108L107 81H110V85H111V87H110V91H113V92H111V94H110V99L112 98V100H110L111 101V103H110V105L112 104V106H110V111H112L113 110V108L115 107L114 106V104L116 105V107L114 108V110L115 111H112V112H110V114H109V117L111 116L112 117V119H111V117H110V119L108 118V123L110 124V122H114V123H112V124H110V125H108V123L106 122V120L104 119V117L103 116H101V118H100V115H102V113L100 112H98L99 111V109H97L96 107L92 110V112H91V114H92V116L90 117L91 118V120H93V118H94V116H95V121L99 124H96V122L95 121H91V120H87V118H86V120L88 121H86V122H82L83 121V117H81V116H83V115H81V113H75V115L73 114V115H71L70 116V119L72 120V123H71V121L69 120V118H68V120H67V117L65 118V115L66 114H63V113H65V111H66V109H64V108H60V107H57V108H55L57 111H60V113L58 112L57 113V111H56V113H55V110H53V113L54 114H56V115H54L53 116V118H55L56 117V119L54 120L53 119V121L54 122H56L57 121V117L60 115V117H58L59 119L61 118L62 119V117H63V119L62 120H64L65 121V119L67 120L66 121V126H67V128L65 127V124H63L64 123V121L62 122V121H60V122H62V125L63 126H61V124L59 125L57 122L56 123H52L55 127L57 126L58 127V125H59V128H62L64 131H66V129H68L66 132H63V130L61 129V131L63 132V134L61 135L63 138V142L64 143H61L60 145H59V147L61 146L62 147V149H58V148H56V151L54 150V148H53V150L54 151H52V148L51 147H53V146H51L50 145V142L48 143L50 146H48V145H46V147H47V149H46V147H45V149H46V151H42V153H43V158L44 159H42V155L39 153V151L40 150H42V149H35V148H32L31 149V147H29L28 148V151L27 152H29V154L27 153V155H30L29 156V158L31 159V161L32 162H36L37 161V157H38V155H40L39 157H40V162H37L39 165H40V167H42L43 165H44V167H42V168H40L39 166H36L35 168H36V170H34L35 168L34 167H32L31 168V166L30 167H28L27 166V163H25V165H26V167L25 166H23V168H22V166L21 165H23L24 163H22V162H24V160H26V159H24L23 160V156L22 155H20V156H18L19 158H18V160H17V162H18V166H20V167H18V173L15 175V177L13 178L14 180H12V179H8V180H5V178L4 177H0V251L2 250V249H7V247H8V249H10L12 246L14 247V248H16V249H18L19 248V250H23V249H27L26 247L28 246V242L29 241H31V240H33V237L35 236L34 234H35V232L33 233L32 231H35V230H32L33 229V227L31 228V221H32V219H30V217H34L35 215V213H37L38 212V209H39V206H37V205H40L41 206V204H42V201L44 202L45 201V199H46V195H47V193H46V195H45V191L43 190V192H42V188L40 187V185H42V183L43 182H46L47 180L46 179H48V173L49 172H52L53 170L55 171L56 169V167H57V169H58V166L60 167V170H56L55 172H54V174H56V173H60L58 176L60 177V178H62V177H70L71 176V173H73L72 171H74L73 170V168L74 169H77V171L80 173V175H81V173H83L84 172V174H82L81 175V180H83L82 182L85 184V183H87V184H85V185H89L90 183H92L91 181H93L94 179L95 180H97L98 181V183H100L102 180H104V178H105V175H106V177L108 178L109 176H111V177H109V179H111L113 176H117L118 175V170H119V166H121L122 168L124 167V165H122L123 163H126V162H128V163H131V161H134V160H136V161H140L141 163H144V167L145 168H143V169H146V173H147V171L149 172V171H151L150 173H152V174H154V176L156 177L155 179H156V181H157V183L156 182H153L152 184H150V187L152 188V190L149 188V190L152 192H154L155 191V189L157 188V184H162V186H164V184L166 185V184H168V183H171V184H174V185H171V184H169L172 188H176L175 186H177V185H175V184H177L178 183V185H179V183H180V181L182 180L183 182L185 181V178H187L188 177V175H187V169H190L193 165H194V159L196 158V156H197V151H198V147L196 146V142H197V145L199 146V148H200V145L202 144V141L203 140H205L207 137H208V135L209 136H213L214 138H215V140L217 139L219 142H216V143H226V141H228L229 143H226V144H233L234 146H236L235 144H237V146L240 148V145H241V148H242V146H243V150H245V152H243V156L241 157H239V155H224L222 152H218L217 150L215 151L214 149L212 150V152L210 151L209 152V155L207 154V157H206V159H207V161H210V160H214V159H218L217 157H223V156H226L225 157V159L227 160H225L224 161V163L225 164H227V165H224V164H220L222 167L221 168H219L220 170H217V172L216 173H219L216 177H215V187L216 188H225V190L223 189V191H227L226 189H227V187H228V183H230V181L231 180H233V179H236V178H241L242 177V174L243 175H245V174H250L249 172L251 171V170H253L255 167H253V166H256L257 164H258V168H257V170L256 171H254L255 173H254V175H253V181H252V183L250 184L251 185V187L249 186V188L247 189L248 190V192H250V193H248L247 191L245 192V193H242L244 196H246V198L247 199H245L244 198V196L243 197H241L240 198V200L239 201H241V202H239L238 200L235 202V204L234 203H232V204H230V206L228 205L227 206V208L225 207V211H224V213H221V215H220V217L218 216L217 218L216 217H214V218H212V217H210L209 215L210 214H212L211 212H212V208H210V207H206V209H204V211H203V215L202 216H200V217H197V219H195L194 221H193V224H191L190 225V241H189V244H190V246L191 245H193V244H198V236H197V234L196 233H200L201 232V229H207L205 226H203L207 221L211 224L210 225V227H212V228H210V232H211V230H212V232L210 233V238L211 237H213V235L215 234V232L218 230V231H220L221 229H225L226 227H229L230 229H231V226H232V229H231V232L232 233H236V230H237V234H241V233H244L245 231V228L247 227V224H248V218H246V217H250L249 215H251V211L255 208L254 207V203H255V206L256 205H258L259 204V202L257 201V200H262L264 197H263V195H264V156H262L261 154L259 155L260 157H259V160H258V158H256V156L258 155V154H256V156L255 155H244V154H246L247 153V150L248 151H250V152H257V151H259L260 149V146L262 145L263 146V148H264V142L262 143V140L264 139V135L262 136V134H261V136H260V134L259 133H261L262 132V130H263V134H264V127L262 126V124H251V121H249V119L248 118H246V119H248L247 121H244V119L245 118H239V117H237L236 116V114H235V112L231 109V107L226 103L227 102V97H226V95H224V97L222 96V95H220V93L218 92L216 95H214V99H213V93H210L209 92V94H208V91H207V93H206V91H205V93H202L200 96H198V98L199 97H201V98H195L194 99V101H190V98H188L187 97V99L189 100H187V99H184L183 97H185V96H187V95H184V94H188V96H189V94H192L193 95V92L192 91H197V90H199V87L201 86V87H203V86H206L205 84H207V83H209L210 81H208V78H209V80H211L210 78H211V76H210V74H213V72H211L210 71V68L211 69H213L214 70V65H215V69H217V70H219V71H221L223 68H225V66H227V65H229V61L231 60V62H232V60L234 59V57H235V51H237V49L238 48H236V46L237 45H243L242 44V42L243 43H246V41H245V39H246V35H248L247 33H249L248 31H250L249 29H251V27H253V26H255V25H263L264 26V22H263V19H264V15L262 14V10H261V8L263 9L264 8V0H125L124 1ZM204 3V4H203ZM210 4V6L209 5H206V4ZM216 3V4H215ZM219 3V4H218ZM260 3V4H259ZM234 6H233V5ZM203 5V6H202ZM212 5V6H211ZM126 6H128L129 8H127ZM217 6H219V7H217ZM221 6H222V9H221ZM231 6V7H230ZM120 7V6H119ZM207 7V8H206ZM208 7H210V9L208 8ZM239 7V8H238ZM249 7V8H248ZM202 8H204V9H202ZM216 8V9H215ZM231 8H232V10H231ZM258 8V9H257ZM202 9V10H201ZM225 9V10H224ZM202 12H201V11ZM220 10V11H219ZM226 10H227V12H226ZM235 10V11H234ZM114 11L112 10L111 12H110V16H111V14H112V16H114V13H113ZM226 14H225V13ZM231 13V14H227V13ZM238 12V14L236 15V13ZM244 14H243V13ZM250 12V13H249ZM129 13V14H128ZM224 13V14H223ZM109 13H105V15H106V17L107 16H109L108 15ZM207 14V15H206ZM262 14V15H261ZM132 15V17H130ZM201 15V16H200ZM226 15V16H225ZM239 15V16H238ZM136 16V17H135ZM211 16V17H210ZM259 17L258 19H256V17ZM263 16V17H262ZM135 17V18H134ZM191 17V18H190ZM200 17V18H199ZM242 17V18H241ZM247 17V18H246ZM254 17V18H253ZM260 17H262V18H260ZM134 18V19H133ZM106 20H103L105 23H104V26L106 25V26H108V28L105 26V28H104V26H101V25H99V22H97V23H95V24H90L89 23V21H91L90 20V18H87V22L86 23H88V24H90V25H95L96 26V24H97V26L99 25L100 26V28H99V26H98V28H96V27H94V29L97 31H93V33L95 34H97L98 33V37L97 36H95V37H91L90 39H93L94 41H96V39H98L96 42H95V46L97 47V46H99V47H97V48H101V49H103L102 47H105L106 48V46L107 47H109V46H111L110 48H111V53L112 52H114L115 53V51L117 50V49H119L118 47H119V45H121V43H122V35L123 34H121V32L123 33V30L124 29H122L121 28V26L122 25H120V23H116V21L115 20H117V19H115L114 17H112L111 19H115L114 21V24L116 23L117 25H115V26H117V27H113L114 26V24L112 25V21H111V19H109L110 21H108V19L107 18H105ZM138 19V20H137ZM197 19V20H196ZM201 19V20H200ZM203 19V20H202ZM260 19V20H259ZM262 19V20H261ZM119 20V19H118ZM132 20V21H131ZM135 20H136V22H135ZM232 22H231V21ZM120 22H121V19L119 20ZM192 21V22H191ZM194 21V22H193ZM198 21H199V23H198ZM254 21V22H253ZM258 21V22H257ZM111 22V23H110ZM118 22V21H117ZM219 22V23H218ZM122 23V22H121ZM130 23H131V26H130ZM191 23V24H190ZM207 23V24H206ZM216 23V24H215ZM221 23H222V25H221ZM230 23V24H229ZM256 23V24H255ZM259 23V24H258ZM87 24V25H88ZM133 24V25H132ZM214 24V25H213ZM220 24V25H219ZM229 26H228V25ZM250 25V26H249ZM252 25V26H251ZM131 28H130V27ZM224 26V27H223ZM228 28H227V27ZM104 28V29H101V28ZM120 27V28H119ZM242 27V28H241ZM247 27V28H246ZM112 28H114L113 29V32H112ZM119 28V29H118ZM220 28V29H219ZM249 28V29H248ZM99 29V30H98ZM106 29H107V32H106ZM208 29V30H207ZM91 30H93V29H91ZM102 30H104L105 32H103ZM109 30H111L110 31V33H111V35L113 34V35H115L116 37H114L113 35V37L110 35V33H109ZM122 30V31H121ZM218 30V31H217ZM222 30V31H221ZM236 30V31H235ZM264 30V29H263ZM262 30V33L264 32ZM100 31V32H99ZM102 31V32H101ZM210 31V32H209ZM234 31V32H233ZM213 32V33H212ZM236 32V33H235ZM246 32V33H245ZM105 33V34H104ZM202 33V34H201ZM229 33V34H228ZM93 34V35H94ZM119 34V35H118ZM214 34V35H213ZM101 35V36H100ZM102 35H104V36H102ZM110 35V36H109ZM211 35V36H210ZM243 35V36H242ZM74 36V37H73ZM72 37H70L71 38V40H70V38H69V40L67 39L66 41H67V43L69 42L70 43V41H71V43H70V45H73L72 44V42H74V46H76V44H77V41H74V38H77V36L76 35H73ZM100 36V37H99ZM204 36V37H203ZM218 36V37H217ZM230 36V37H229ZM110 37V38H109ZM193 37V38H192ZM240 37V38H239ZM73 38V39H72ZM228 38V39H227ZM235 38H236V40H238V41H236L235 40ZM100 39H101V41H100ZM113 39V40H112ZM115 39V40H114ZM120 39V40H119ZM130 39V40H129ZM201 39H202V41H201ZM211 39V40H210ZM190 40V41H189ZM208 40H210V41H208ZM87 44H89L90 42H89V40H88V38H87ZM110 41H111V44H110ZM112 41H113V43H112ZM116 41V42H115ZM204 41H205V43H204ZM207 41V42H206ZM221 41V42H220ZM242 41V42H241ZM153 42V43H152ZM200 42V43H199ZM219 42H220V44H219ZM224 42V43H223ZM235 42H236V44H235ZM239 42V43H238ZM69 43L67 44V46H66V49H67V51H69L70 50V52L71 53H73V51H74V53H76L75 51H76V49L75 48H73L72 46V49H75V50H72L71 49V47H70V49H69V47H68V45H69ZM80 43V42H79ZM99 43V44H98ZM106 43H108V44H106ZM181 43H183V44H181ZM185 43V44H184ZM226 43V44H225ZM81 44V43H80ZM98 44V45H97ZM100 44H101V46H100ZM175 44V45H174ZM192 44H193V46H192ZM222 44V45H221ZM231 44V45H230ZM232 44H234V45H232ZM90 45H91V43H90ZM104 45V46H103ZM109 45V46H108ZM179 45V46H178ZM181 45V46H180ZM196 45V46H195ZM227 45V46H226ZM263 45H264V43H263ZM118 46V47H117ZM163 46H165V47H163ZM172 46V47H171ZM191 46V47H190ZM225 46V47H224ZM231 46H232V48H231ZM233 46H234V48H233ZM239 46H237V47H239ZM77 47H78V45H77ZM87 47V46H86ZM222 47H224V48H222ZM229 47V48H228ZM80 48H82V46L80 47ZM181 48V49H180ZM263 48V52H264V46H261V49ZM116 49V50H115ZM165 49V50H164ZM176 49V50H175ZM129 50V51H128ZM162 50H163V52H162ZM169 50H170V53H169ZM174 50V51H173ZM226 50V51H225ZM230 50V51H229ZM232 50V51H231ZM166 51V52H165ZM187 51V52H186ZM197 51V52H196ZM66 52V51H65ZM176 52V53H175ZM205 52V53H204ZM233 52V53H232ZM158 53V54H157ZM166 54L165 56H164V54ZM173 53V54H172ZM185 53V54H184ZM195 53V54H194ZM197 53V54H196ZM168 54V55H167ZM210 54V55H209ZM221 54V55H220ZM230 54V55H229ZM122 55V56H121ZM131 55V56H130ZM155 55V56H154ZM158 55H159V57H158ZM182 55V56H181ZM188 57H187V56ZM203 55V56H202ZM10 56H14L15 58L13 59L12 58V61L14 62V64L12 65V67L9 69V63H6V59L8 58V57H10ZM128 56V57H127ZM168 56V57H167ZM190 56V57H189ZM195 56V57H194ZM199 56H201V58H199ZM217 56V57H216ZM234 56V57H233ZM122 57H124L123 59H122ZM164 57V58H163ZM226 57V58H225ZM229 57V58H228ZM125 58V59H126ZM157 58H159V59H157ZM177 60H176V59ZM179 58V59H178ZM184 58V59H183ZM261 58V59H260ZM119 59V60H118ZM121 59V60H120ZM149 59V60H148ZM156 59V60H155ZM175 59V60H174ZM181 59V60H180ZM203 59V60H202ZM207 59V60H206ZM208 59H209V63H208ZM221 59V60H220ZM225 59V60H224ZM228 59V60H227ZM259 59V60H258ZM263 59V60H262ZM131 60V61H130ZM172 60V61H171ZM188 60H190V61H188ZM192 60V61H191ZM197 60V61H196ZM199 60H201V61H199ZM102 61V60H101ZM119 61V62H118ZM165 61V62H164ZM174 61V62H173ZM178 61V62H177ZM196 61V62H195ZM203 61V62H202ZM205 61H206V63H205ZM217 61L219 62V64L217 63ZM100 62V61H99ZM200 62V63H199ZM216 62V63H215ZM222 62V63H221ZM230 62V63H231ZM255 62H257L256 63V66H257V64H258V66H257V69H256V67H253V68H255V69H253L252 70V68H249V69H251V70H249V69H247V67H245L247 70V72L245 73L244 71H245V68H243V67H241V70H242V68H243V72L244 73H242V71L241 70H239V71H241V73H240V75H239V73H238V76L239 77H241L242 78V83H246V79H247V82L248 83H246V86H249V87H252V88H259L260 87V84H259V87H257L258 86V84H257V82L258 83H261V84H263L264 83V78L262 79L261 78V76L263 77V75H264V70H262V69H264L263 67H264V65H263V63H264V55L263 56H261L260 57V55H259V58H256L255 59ZM259 62V63H258ZM120 63V64H121ZM130 63V64H129ZM186 65H185V64ZM196 63H198V65L196 64ZM204 63V64H203ZM213 63V64H212ZM215 63V64H214ZM220 63H221V65H220ZM228 63V64H227ZM262 63V66L260 65ZM125 64V65H124ZM154 64V65H153ZM156 64V65H155ZM195 64V65H194ZM202 64V66H206V67H202V66H200ZM220 66H218V65ZM1 65V64H0ZM129 65V66H128ZM145 65H148V66H145ZM158 65H160V66H158ZM164 65V66H163ZM194 65V66H193ZM197 65V66H196ZM252 65V64H251ZM123 66H124V69H123ZM127 66V67H126ZM146 68H145V67ZM152 66V67H151ZM168 66V67H167ZM173 66V67H172ZM188 66V67H187ZM201 68H200V67ZM217 66V67H216ZM253 66H255V64L253 65ZM260 66V70L258 69V67ZM117 67H118V69L120 70H118L117 69ZM151 67V68H150ZM153 67L155 68V69H153ZM160 67V68H159ZM164 67V68H163ZM170 67V68H169ZM198 67H199V69H198ZM127 70H126V69ZM149 68V69H148ZM157 68V69H156ZM179 68H180V70H179ZM182 68V69H181ZM190 70H189V69ZM193 68V69H192ZM204 68V69H203ZM206 68H207V70H206ZM130 69V70H129ZM151 69V70H150ZM161 69H163V70H161ZM174 69H175V71H174ZM196 69H197V71H196ZM203 71H202V70ZM120 72V76H119V72ZM121 70H126V73H124V72H122ZM129 70V71H128ZM161 71V72H159V71ZM198 70L199 71H201V72H199L198 73ZM207 71V72H205V71ZM212 70V71H213ZM215 71V72H219V71ZM256 70V72H254ZM262 70V71H261ZM139 71H140V73H139ZM145 71V72H144ZM155 71V72H154ZM158 71V72H157ZM176 71H177V73H176ZM185 71V72H184ZM250 71V72H249ZM128 72H130V74L128 73ZM152 72H154V73H152ZM203 72V73H202ZM214 72V73H215ZM254 72V73H253ZM261 72V73H260ZM263 72V73H262ZM121 73H122V76H121ZM143 74V76H141L142 74ZM148 73V74H147ZM150 73V74H149ZM164 73L165 75H166V77H165V75L162 74ZM168 74V76H167V74ZM171 73V74H170ZM180 73V74H179ZM183 73H184V75H183ZM186 73V74H185ZM196 73V74H195ZM201 73V74H200ZM208 73V74H207ZM247 73H249V74H247ZM254 75H253V74ZM256 73V74H255ZM258 73H260V74H262V75H260V74H258ZM39 74H41L40 76H39ZM43 74V75H42ZM64 74V75H63ZM95 74V73H94ZM125 74H126V76H125ZM128 74V75H127ZM132 74V75H131ZM155 74V75H154ZM178 74V75H177ZM195 74V75H194ZM198 74H200V75H198ZM204 74V75H203ZM97 74H95L94 75V77L93 78H97L99 81H101L102 79L101 78H104V76H101V75H97ZM159 75V76H158ZM169 75H170V80L168 79V77H169ZM175 76V77H172L174 80H175V82H174V80L171 78V76ZM198 75V76H197ZM242 75H244V76H242ZM251 75H253V77L251 76ZM256 75H258V76H256ZM64 77V79H63V77ZM96 76V77H95ZM110 76H114L113 78H111L110 79ZM130 76V77H129ZM141 78H140V77ZM208 76V77H207ZM250 78V80H251V82H250V80L247 78ZM249 76H251V77H249ZM60 77V78H59ZM119 77H121V78H119ZM131 77H133L132 79H131ZM136 77V78H135ZM158 77H160V78H158ZM161 77H162V79H161ZM177 77V78H176ZM178 77H180V78H178ZM191 77V78H190ZM197 77H199V78H197ZM202 77H206L205 79L206 80H204V78H202ZM257 77V78H256ZM33 78V79H34ZM84 78H86V79H84ZM114 78H115V80L116 79H118V80H116L115 82H114ZM125 78V79H124ZM126 78H128V79H126ZM166 78V80L169 82H167L166 80L164 81V79ZM177 80H176V79ZM194 78V79H193ZM201 78V79H200ZM255 78L256 79H258V81H256L255 80ZM46 79V80H45ZM77 80V82H76V87L75 88H67V87H65L64 89L63 88H61L60 87V85H62V84H64L65 82L66 83H68L70 80ZM101 79V80H100ZM172 79V80H171ZM179 79H180V81H179ZM184 79H186V80H184ZM191 79V80H190ZM244 79V80H243ZM260 79H262V81L260 80ZM37 80V81H36ZM47 80H48V82H49V84L48 83H46L47 82ZM58 80V81H57ZM60 80V81H59ZM80 80H81V82H80ZM85 80V81H84ZM122 80L124 81H126V82H122ZM128 80V81H127ZM146 80V81H145ZM161 80H163L162 82H161ZM188 80V81H187ZM189 80H190V82H189ZM198 80V81H197ZM200 80V81H199ZM261 82H260V81ZM79 81V82H78ZM103 81V80H102ZM120 81V82H119ZM159 81V82H158ZM170 81H171V83H170ZM173 81V82H172ZM177 81V82H176ZM204 81V82H203ZM254 81H255V83H254ZM114 82V83H113ZM117 82V83H116ZM122 82V83H121ZM146 82V83H145ZM159 84H158V83ZM161 82V83H160ZM167 82V83H166ZM181 84H180V83ZM194 82V83H193ZM206 82V83H205ZM263 82V83H262ZM53 83V84H52ZM79 83V84H78ZM118 83H120V84H118ZM174 85H173V84ZM175 83H177V84H175ZM184 83V84H183ZM202 83V84H201ZM252 83H254V84H252ZM51 84V85H50ZM54 84H56V85H54ZM132 84V85H131ZM153 84V85H152ZM154 84H155V86H156V88L158 89H156L155 87H154ZM166 84V85H165ZM180 84V85H179ZM188 84H190V85H188V87H187V85ZM200 84V85H199ZM78 85V86H77ZM116 85V86H115ZM172 85V86H171ZM178 85V86H177ZM182 85H184V87L182 86ZM192 85V86H191ZM255 85H257V86H255ZM118 86V87H117ZM147 86H148V88H147ZM181 86V87H180ZM191 86V87H190ZM199 86V87H198ZM254 86V87H253ZM41 87V88H40ZM153 87V88H152ZM198 87V88H197ZM46 88V89H45ZM116 88V89H115ZM141 90H140V89ZM143 88H147V89H143ZM149 88L151 89V90H149ZM155 88V89H154ZM160 88V89H159ZM167 88H169V89H167ZM172 88V89H171ZM179 88V90H177ZM182 88V89H181ZM187 88V89H186ZM191 88H195L194 90L192 89V91H191ZM123 89V90H122ZM177 91H176V90ZM186 89V90H185ZM190 89V90H189ZM197 89V90H196ZM36 90H37V92H36ZM44 90V91H43ZM117 90V91H116ZM130 90V91H129ZM139 90V91H138ZM156 90H157V92H156ZM160 90H161V93H160ZM162 90H163V92H162ZM164 90H168V91H164ZM176 92H175V91ZM182 90V91H181ZM189 90V91H188ZM40 91V92H39ZM42 91V92H41ZM46 91V92H45ZM146 91V94L144 93ZM147 91H148V93L150 94L149 96H148V93H147ZM153 91V92H152ZM172 91V92H171ZM179 91V92H178ZM185 91V92H184ZM188 91V92H187ZM191 91V93H189ZM70 92V94H73V95H70V94H67V93H69ZM71 92H73V93H71ZM166 92V93H165ZM179 94H178V93ZM184 92V93H183ZM263 92V93H262ZM262 92H260V93H258V96L255 98V105L256 106H260L259 107V112L261 113V114H263L264 115V113H262L263 112V110H264V100L262 101V98L264 99V90L262 91ZM39 93V95H37ZM57 93V94H56ZM59 93V94H58ZM118 93H120V94H118ZM156 93V94H155ZM181 93H182V96H181ZM36 94V95H35ZM65 94H66V97H65ZM122 94V95H121ZM161 94H163V96L161 95ZM170 94V96H169V98H168V95ZM208 95V96H205V95ZM210 94H211V96H210ZM219 94V95H218ZM69 97H68V96ZM114 95V96H113ZM162 96V97H159V96ZM172 95V96H171ZM192 95H190V96H192ZM61 96H63V98L61 97ZM132 96H133V98H132ZM136 96V97H135ZM147 98H146V97ZM154 96H156L155 97V99H154ZM158 96V97H157ZM176 96H178V97H176ZM204 96V97H203ZM211 98H210V97ZM220 96V97H219ZM221 96H222V100H221ZM35 97V102H34V109H36L35 111L37 112V106H38V104L39 103H37V101L39 100H41L40 98H42V97H40L39 99L38 98H36ZM56 97V98H57ZM68 97V98H67ZM115 99H114V98ZM167 97V98H166ZM139 98V99H138ZM142 98V99H141ZM145 98V99H144ZM150 98V99H149ZM161 100V99H163V100H161L162 102H163V104L160 102V104H161V108L159 107L160 105L158 104L159 103V99ZM173 98H175V99H177L178 101H180V102H178L177 100H175V101H173ZM182 98H183V100L184 101H188V102H190V106L188 105V106H184V104H186L187 103V101L184 103V101L182 100ZM205 98V99H204ZM209 98V99H208ZM58 100H60L59 98H57ZM63 99H65V101L63 100ZM68 99V100H67ZM114 99V100H113ZM121 99V100H120ZM139 100V101H137V100ZM148 99V100H147ZM154 99V100H153ZM157 99V100H156ZM164 99H166V100H168V101H166V100H164ZM170 99H172L171 101H170ZM180 99V100H179ZM198 99V100H197ZM128 100V101H127ZM132 100V101H131ZM145 100V101H144ZM150 100H152V101H150ZM196 100V101H195ZM209 100V101H208ZM213 100V101H212ZM165 101V102H164ZM206 103H205V102ZM133 102H137V104L135 103H133ZM139 102V103H138ZM145 102V104H147V105H145V104H143ZM177 104H176V103ZM184 104H183V103ZM193 102V103H192ZM196 102H197V104H196ZM198 102H200V103H198ZM223 102V103H222ZM16 103H17V101H16ZM20 103V102H19ZM18 103V105H15V111H16V109H18V113L17 114H23L24 113V111L21 109V108H23L24 107V105L22 106V104H19ZM121 103V104H120ZM176 105H175V104ZM181 103H182V108L183 109H181L180 107H181ZM194 104V105H192V104ZM205 103V104H204ZM211 103V104H210ZM214 103V104H213ZM227 104V106H226V104ZM62 104V103H61ZM63 104H66V103H63ZM123 104V105H122ZM132 106H131V105ZM151 104H153V105H151ZM167 104V105H166ZM171 104V105H170ZM201 106H200V105ZM207 104V105H206ZM209 104V105H208ZM225 104V105H224ZM261 104L263 105V106H261ZM37 105V106H36ZM119 105V106H118ZM155 105V106H154ZM156 105H158L157 107L159 108H157L156 107ZM162 105H163V107H162ZM166 105V107H167V109L168 108H170L172 105H174L173 106V111H172V113L170 112L171 111V109H170V113L169 114H171L172 115V123L170 124V127L168 126L169 124H167V125H164V124H166V123H164L166 120V117H167V115H168V113H165V114H163L164 112H168V110H166L165 111V108L166 107H164ZM200 106V107H198V106ZM203 105V106H202ZM208 107H206V106ZM20 106H21V108H20ZM62 106H65V105H62ZM122 106V107H121ZM135 106V107H134ZM139 106L141 107V108H139ZM150 106V107H149ZM152 106H154V109H153V107ZM178 106H179V108H178ZM194 107V109H193V107ZM229 106V107H228ZM118 107V108H117ZM120 107V108H119ZM124 107V108H123ZM130 107V108H129ZM132 107V108H131ZM138 107V108H137ZM152 107V110L151 109H147L149 112H153V115H154V117H155V115L157 114V112H159V111H163L162 112V114H161V112H159L160 113V115H159V113L156 115V119L154 118V117H152V113H151V118L153 119V120H151V118H148V117H150V113H149V115L148 114H146L148 111L146 110V108H151ZM174 107H176V109L174 108ZM117 108V109H116ZM162 108H164V109H162ZM187 108H189L190 110V112L188 111V109ZM197 108H199V109H197ZM209 108H211V109H209ZM222 108L224 109L223 111H221L222 110ZM227 110H226V109ZM261 108H263V110H261ZM11 109H13V108H11ZM25 109V108H24ZM61 109H63V110H61ZM96 109V110H95ZM134 109H136V111L133 110ZM140 109H142V110H140ZM155 109H157V111H155ZM192 109V110H191ZM231 111H230V110ZM65 110V111H64ZM119 112H118V111ZM121 110V111H120ZM144 110H146L145 111V113H144ZM159 110V111H158ZM183 110V111H182ZM186 112H185V111ZM194 110H196L195 111V113H193V111ZM203 110V111H202ZM216 110H219V111H216ZM229 110V111H228ZM125 111H128L127 112V114H126V112ZM138 111V113H136ZM140 111V112H139ZM174 111H176L175 113H174ZM180 111H181V113L182 112H185V113H182V114H180ZM188 111V112H187ZM212 111V112H211ZM115 112V113H114ZM134 113L135 114V117H134V114H130V113ZM142 112H143V115H142ZM156 112V113H155ZM205 114H203V113ZM220 112H222V113H220ZM224 112V113H223ZM234 114H233V113ZM95 113V114H94ZM114 114L116 117H117V119L115 120L114 119V116L112 115V114ZM124 114V116L125 115H127L126 116V118H123L122 119V117H123V114ZM187 113V114H186ZM191 113V114H190ZM198 113V114H197ZM201 113V114H200ZM219 113V114H218ZM57 114H59L58 116H57ZM62 114H63V116H62ZM79 114H80V116H79ZM94 114V115H93ZM98 114H100V115H98ZM130 114V115H129ZM140 114V115H139ZM146 114V115H145ZM177 114V117H178V119H176L177 117L175 116V115ZM180 114V115H179ZM186 114V115H185ZM190 114V115H189ZM223 114V115H222ZM118 115V116H117ZM122 115V116H121ZM139 117H138V116ZM142 115V116H141ZM147 115H148V117H147ZM162 115V117H160ZM166 116V117H164V116ZM173 115H174V117H173ZM181 115H185L184 117L183 116H181ZM187 115H188V118H189V121H188V119H187V121H186V119H185V117H187ZM192 115V116H191ZM209 115V116H208ZM218 115V116H217ZM236 117H235V116ZM62 116V117H61ZM77 116H79V117H77ZM121 116V117H120ZM130 118H129V117ZM141 116V117H140ZM144 116V117H143ZM145 116H146V118H145ZM179 116H180V119H182V117H183V120L182 121H180V119H179ZM190 116H191V118H190ZM208 118H207V117ZM217 116V117H216ZM220 116V117H219ZM225 116V117H224ZM231 116V117H230ZM73 117L75 118H77V120H76V118H75V121H74V119H73ZM115 117V118H116ZM142 117H143V119H142ZM158 117H159V119H161L160 120V122L157 120L158 119ZM165 118L164 120L162 119V118ZM65 118V119H64ZM90 118H88V119H90ZM120 118V119H119ZM135 118H137V122L138 123H136L135 124ZM140 118H141V120H140ZM144 118H145V120H144ZM202 118V119H201ZM206 118V119H205ZM217 118V119H216ZM238 118V119H237ZM60 119V120H61ZM79 119L81 120L82 119V121H79ZM100 119V120H99ZM101 119H102V121H105V123L103 124L102 123V121H101ZM104 119V120H103ZM122 119V120H121ZM126 121H125V120ZM135 119V120H134ZM150 120V123L148 122L149 120ZM215 119V120H214ZM233 119L234 120H236L235 121V123L233 122ZM242 119V120H241ZM52 120V119H51ZM85 120V119H84ZM110 120H112V121H110ZM119 122H118V121ZM124 120V121H123ZM139 120H140V122H139ZM147 120V121H146ZM157 121V123H156V121ZM174 120V121H173ZM176 120V121H175ZM190 120H191V122H190ZM197 120V121H196ZM240 120H241V122H240ZM74 121V122H73ZM101 121V122H100ZM110 121V122H109ZM117 121V122H116ZM132 121V122H131ZM134 121V122H133ZM145 122V123H142V122ZM152 121V122H151ZM154 121V122H153ZM162 121V122H161ZM178 121H180V123L178 122ZM183 121L184 122H186V123H183ZM204 121V122H203ZM206 121V122H205ZM214 121V122H213ZM218 121V122H217ZM91 122H92V126H90L91 128H93L92 130H96L97 129V125H98V129L97 130H99V131H104L105 132V136H107V134H108V136L105 138V136L102 134V132H99V131H96V133L98 132V133H101V134H99V137L100 138H104V139H106V141H107V143H104V142H106V141H104L103 139H99V137L97 136L98 134H94L93 132L94 131H92L91 130V128L90 127H87L88 128V130L86 129V133H84L83 131H85V129H83L85 126H87V124L88 125H90L91 124ZM96 124H94V123ZM102 123L101 125H102V128H101V126H100V123ZM125 122V123H124ZM173 122H175V124H176V122L177 123H179L180 124V126H181V129L177 126V125H175ZM188 122V123H187ZM225 122V123H224ZM236 122L238 123V124H236ZM69 124V126H68V124ZM121 125H120V124ZM122 123H123V125H122ZM129 123H130V125H129ZM142 123V124H141ZM148 123L150 124V125H148ZM154 123H155V126H154ZM161 123V124H160ZM163 123V124H162ZM183 123V124H182ZM232 123H234V125H232ZM242 123V124H241ZM71 124V125H70ZM75 124H76V126H75ZM84 126H83V125ZM86 124V125H85ZM94 124V125H93ZM143 124H144V126H143ZM147 124V125H146ZM152 124H153V126H152ZM157 124V125H156ZM160 124V125H159ZM178 124V125H179ZM187 124V125H186ZM190 124V125H189ZM201 124V125H200ZM246 124V125H245ZM73 125V126H72ZM80 125V126H79ZM105 125V126H104ZM110 126V127H108V126ZM111 125H112V127H111ZM118 127V129H120V128H122V129H120L119 131H118V129L117 128H115L116 126ZM126 125V126H125ZM164 125V126H163ZM174 125V126H173ZM185 125V126H184ZM189 125V126H188ZM199 126L198 127V129H197V127L196 126ZM204 125V126H203ZM248 125H250V127L248 126ZM264 125V124H263ZM54 126H50L51 127V129H49L48 130V132H50V131H52V128H54ZM61 126V127H60ZM70 126H71V128L73 129H75V128H77V130L79 131V133L77 132V130L75 129H73V131H72V129L70 128ZM103 126H104V128L107 126L108 127V129H107V127H106V130L103 128ZM124 128H123V127ZM132 126V127H131ZM147 126V127H146ZM148 126H149V128L151 129V127H153V129H154V132H156V133H154L153 131H152V129H151V131L152 132H148V131H150V129L148 128ZM158 126V127H157ZM184 126V127H183ZM193 126V127H192ZM201 126V127H200ZM255 126V127H254ZM261 126V127H260ZM81 127H82V129H81ZM141 127V128H140ZM146 127V128H145ZM156 127H157V129H156ZM169 127V128H168ZM176 127H178V128H176ZM182 127H183V130H187V127H189L188 128V130H187V132H185V131H183L182 130ZM186 127V128H185ZM225 127H226V129H225ZM232 127H234V128H232ZM238 127V128H237ZM246 127V128H245ZM258 127V128H257ZM260 127V128H259ZM114 128V129H113ZM128 128H130V129H128ZM145 128V129H144ZM161 128V129H160ZM173 128V129H172ZM200 128V129H199ZM222 128V129H221ZM240 128V129H239ZM248 128L250 129V131L248 130ZM253 128V129H252ZM256 128V129H255ZM261 128H263L262 130H261V132L259 131V129H261ZM101 129V130H100ZM102 129H104V130H102ZM113 129V130H112ZM140 129H141V131H140ZM144 131H143V130ZM146 129L148 130L147 132H145L146 131ZM167 129L169 130V129H171V130H174L173 131V133H172V131L171 130H169V132L167 131ZM176 129V130H175ZM179 129V130H178ZM193 129V130H192ZM203 131H202V130ZM218 129V130H217ZM225 129V130H224ZM232 129H233V131H235L234 133H230V132H233L232 131ZM245 129L247 130V131H245ZM69 130H71V131H69ZM80 130L82 131L81 133L84 135V136H82V138L81 137H79V136H81V134H80ZM90 130L92 131V132H90ZM138 130V131H137ZM156 130V131H155ZM200 130V131H199ZM215 130H217V131H219V132H217V131H215ZM220 130L222 131V133L220 132ZM231 130V131H230ZM254 130V131H253ZM69 131V132H68ZM107 131V132H106ZM111 131V132H110ZM126 133H125V132ZM134 131V132H133ZM138 132V135H137V132ZM140 131V132H139ZM161 131V132H160ZM162 131H164L165 133H166V131H167V133L166 134H164V132H162ZM175 131H177L178 132V134L177 135H179V136H177L176 135V133L177 132H175ZM180 131H183V132H180ZM188 131H191V132H188ZM194 131H196V132H194ZM227 131H229V132H227ZM243 131V132H242ZM258 131V132H257ZM68 132V133H67ZM73 133H76V134H73L74 136H72V134ZM90 132V133H89ZM110 134H109V133ZM142 132V133H141ZM225 132V133H224ZM237 132V133H236ZM241 132V133H240ZM251 132V133H250ZM254 132V133H253ZM94 134V139H93V137H90L91 136V134ZM116 136H114L113 134ZM136 133V135H134ZM144 133V134H143ZM145 133H147V135L149 134V137L145 134ZM151 133H153V134H155V135H152ZM159 133H162L161 135H162V137H160V136H158L159 135ZM172 133V134H171ZM182 135V133L185 135V137H184V139H183V136L184 135H182V136H180V134ZM188 133H189V135H188ZM199 133V134H198ZM202 133H204V134H202ZM208 133V135H205V134H207ZM210 133V134H209ZM220 133V134H219ZM227 133V134H226ZM230 133V134H229ZM235 133H236V135H235ZM241 135H239V134ZM244 133V134H243ZM248 133V134H247ZM258 133V134H257ZM65 134V135H64ZM69 134V136L67 137L66 135H68ZM71 134V135H70ZM90 134V135H89ZM112 134V135H111ZM141 134V135H140ZM172 135L171 137H170V135ZM186 134H187V136H186ZM212 134V135H211ZM215 134V135H214ZM216 134H218V135H216ZM247 134V135H246ZM253 135V137L251 136V135ZM254 134H257V139L255 138L256 136H254ZM101 135V136H100ZM121 135H122V137H121ZM140 135V136H139ZM144 135V136H143ZM168 135V136H167ZM199 135V136H198ZM204 135V136H203ZM223 137H222V136ZM230 135V136H229ZM249 135V136H248ZM259 135V136H258ZM71 136V137H70ZM78 136V137H77ZM87 136H89V138L87 139V141H85V139L87 138ZM104 136V137H103ZM145 136H147V137H145ZM152 136V137H151ZM158 136V138H162L163 140H165L164 138L166 137V140H165V142L161 139V141L160 140H156L157 138L156 137ZM173 136H177V137H174L173 138ZM202 136V137H201ZM227 136H229V137H227ZM235 138H234V137ZM243 136V137H242ZM245 136V137H244ZM247 136H248V139H247ZM252 137V139H251V137ZM73 137H74V139H73ZM86 137V138H85ZM98 138V139H95V138ZM109 137V138H108ZM112 137V138H111ZM120 139H119V138ZM137 137V138H136ZM143 137H145V138H143ZM151 137V138H150ZM179 137V138H178ZM182 137V138H181ZM192 137V138H191ZM222 137V138H221ZM225 137V138H224ZM239 137V138H238ZM260 137V140H258V138ZM68 138V139H67ZM81 138V139H80ZM85 138V139H84ZM114 138V139H113ZM131 138V139H130ZM136 138V139H135ZM156 138V139H155ZM170 138V139H169ZM173 138V139H172ZM175 138H177V140L175 139ZM255 138V141H257V142H255L253 139ZM263 138V139H262ZM69 139H71L72 140V143H70L71 142V140H69ZM79 141H78V140ZM111 139V140H110ZM116 139V140H115ZM117 139L119 140V141H117ZM127 139V140H126ZM146 139V140H145ZM147 139H148V141H147ZM151 139H152V141H151ZM155 139V140H154ZM190 139V140H189ZM229 139V140H228ZM240 139V140H239ZM243 139V140H242ZM67 140V143H65V141ZM76 140V141H75ZM80 140H82V141H80ZM88 140H89V142L91 141V143H89L88 144ZM95 142H94V141ZM99 140V141H98ZM126 140V141H125ZM150 140V141H149ZM167 140H168V143H166L167 142ZM173 140V141H172ZM176 140V141H175ZM192 140V141H191ZM197 140V141H196ZM231 140V141H230ZM239 140V142L241 141L242 143H240V144H238L237 142H234V141H238ZM247 140V144L248 145H246V143H243V142H245ZM251 140V142H252V140H253V144H251V145H249V143H251V142H249ZM61 141V142H62ZM100 143V144H102L101 142L103 141V144H104V146L102 147L100 144H97L98 142ZM110 141V143L112 144V146L110 145V143H108ZM112 141V142H111ZM130 141V142H129ZM140 141H142V142H140ZM157 141V142H156ZM159 141L160 142H162V143H159ZM171 141V143H169ZM174 141H175V143H174ZM181 141V142H180ZM186 141H188V143L186 142ZM189 141H191V142H189ZM221 141H224V142H221ZM233 141V142H232ZM74 142H77V144L76 143H74ZM81 142V143H80ZM87 142V143H86ZM92 142H94L93 143V145H92ZM125 142V143H124ZM128 142V143H127ZM132 142V143H131ZM136 142V143H135ZM149 142H151L150 144H149ZM153 142V143H152ZM69 143H70V147L68 146L69 145ZM80 145H79V144ZM119 143V144H118ZM141 143V144H140ZM146 143H148L149 145H147ZM164 143H166L165 144V146H164ZM182 143V144H181ZM190 143V146H191V148H188V147H190V146H188V144ZM201 143V144H200ZM235 143V144H234ZM51 144H52V142H51ZM64 144H66V145H64ZM75 144V145H74ZM86 144H88L87 146H89V147H84ZM106 144V145H105ZM115 144V145H114ZM124 144V145H123ZM133 144V145H132ZM141 146H140V145ZM144 144H145V146H144ZM153 144V145H152ZM157 144V145H156ZM159 144V145H158ZM160 144L162 145V146H160ZM170 144V145H169ZM172 144V145H171ZM183 145V144H185L184 146H185V150H184V146H182L181 148L179 147H177V146H181V145ZM195 144V145H194ZM244 144V145H243ZM258 144V145H257ZM74 147H73V146ZM82 145H83V147H82ZM91 145L93 146V148L91 147ZM99 145V147H98V149H97V151L98 150H100V151H102V153L101 152H99L98 151V153H99V156H97L98 155V153L95 151L96 149V147ZM71 146H72V148H71ZM96 146V147H95ZM111 148H110V147ZM119 146V147H118ZM127 146V147H126ZM130 146V147H129ZM148 146V147H147ZM150 146H152V147H150ZM156 146V147H155ZM159 146H160V149H159ZM175 148V149H178V150H175V149H173V147ZM193 146V147H192ZM66 147V148H65ZM69 147V148H68ZM79 147V148H78ZM101 147V148H100ZM104 147H105V152L103 151V149H104ZM109 149L110 148V150H108L107 148ZM117 147H118V149L119 150H121L122 152H121V154H120V152H119V150H117ZM145 147H147V148H145ZM168 147H169V149H168ZM197 147V148H196ZM251 147V148H250ZM254 147V148H253ZM259 147V148H258ZM49 148V149H48ZM72 149V151H74L75 152V150L77 151V152H79V150H81V152L82 153H87V154H84V157L87 159V157H88V159H87V163L85 162L86 161V159L85 158H83V155H80L81 154V152L80 153H76L77 155H79L81 158H83V159H81V158H79L78 159V157L79 156H77V155H75V153H72V151L70 152V150ZM78 148V149H77ZM85 148V149H84ZM115 148V149H114ZM123 148V149H122ZM136 148V149H135ZM143 148V149H142ZM145 148V149H144ZM152 148V149H151ZM164 148V149H163ZM188 148V149H187ZM195 148V149H194ZM258 148V149H257ZM63 149H64V151L66 152H64L63 151ZM66 149H69V150H66ZM75 149V150H74ZM89 150V151H87V150ZM90 149H92V150H90ZM112 149V150H111ZM133 149V150H132ZM154 149H156L155 150V152L158 154H155V152H154ZM181 149V150H180ZM183 149V150H182ZM189 150V151H187V150ZM192 149H193V151H192ZM36 151V153L34 154V152ZM37 150H38V152H37ZM44 150V149H43ZM58 150L60 151V152H58ZM85 150V151H84ZM106 150H107V154H109V152H110V154L108 155V157H107V155H106ZM144 150V151H143ZM149 150V151H148ZM177 151V152H175V151ZM196 150V151H195ZM68 151L70 152V153H68ZM91 151H92V153L94 154V153H97V154H95L94 156H93V154L91 153ZM114 151V152H113ZM118 151V152H117ZM129 151H132L131 153L129 152ZM134 151V152H133ZM152 151V152H151ZM157 151H159V152H157ZM183 151V152H182ZM185 151V152H184ZM46 152V154L44 155V153ZM48 152H50V155H51V157L49 156V157H47L48 155H49V153ZM147 152V153H146ZM164 152V153H163ZM179 152V153H178ZM186 152H188V153H186ZM53 153V154H52ZM55 153V154H54ZM58 153V154H57ZM59 153L61 154H65V155H59ZM100 153L101 154H103V156L102 155H100ZM112 153V154H111ZM130 155H129V154ZM138 153V154H137ZM161 153V154H160ZM162 153H163V155H164V157L165 156H167V158L165 159L164 157H163V159L165 160H163V159H161V160H163L165 163H166V161H167V163H169V164H174V165H176V164H178V165H176L175 166V168H173L172 167V169L170 168V170L168 169V168H166V167H164L165 168V172L164 171H162L163 169H160L158 166H160L161 168H163V164H164V162L163 161H161L159 158L160 157H162L161 155H162ZM174 153V154H173ZM178 153V154H177ZM182 153V156H183V158H184V156H185V159H183L182 158V156L180 155ZM194 153V154H193ZM212 155H211V154ZM214 153V154H213ZM217 153V154H216ZM48 154V155H47ZM68 154H71L72 155V158L74 159V164L77 162L79 165L81 164V162H79V160H81L82 162H83V164H81L82 165V167L81 166H78V164L76 163L75 165L73 164V162L70 160V157H71V155H70V157H69V155ZM90 154H91V156H90ZM105 154V155H104ZM133 154H134V156H133ZM141 154V155H140ZM142 154H143V156L144 157H141L142 156ZM157 155V156H155V155ZM169 154H171L170 156H169ZM186 154V155H185ZM191 154V155H190ZM223 154V155H222ZM33 155V157H31ZM34 155H35V157H34ZM52 155L54 156L53 158L55 159V158H57L58 160L60 159V158H62V157H64V158H62V159H60L59 160V162L57 161V159H55V161L53 162L52 160H54L53 158H52ZM56 155L58 156V157H56ZM67 155V156H66ZM74 155V156H73ZM111 155V156H110ZM139 155H140V157H139ZM160 155V157H158ZM173 155H174V157H173ZM180 155V156H179ZM187 155H190V156H188L187 157ZM59 156H60V158H59ZM93 156V157H92ZM95 156H96V160H95ZM107 158H106V157ZM110 156V157H109ZM114 156H115V158H114ZM117 156H119V159L117 158ZM177 156V157H176ZM212 156V157H211ZM215 156V157H214ZM231 156V157H230ZM247 156V157H246ZM253 156V157H252ZM47 158V162H49V163H51V166H49L50 164L49 163H47L46 161H44L46 158ZM66 157V158H65ZM74 157H77L76 159L78 160H76V162H75V158ZM100 157V158H99ZM122 159H121V158ZM151 157V158H150ZM158 157V158H157ZM169 157V158H168ZM180 157V158H179ZM190 157V158H189ZM233 157V158H232ZM235 157H236V159L237 158H239L238 160H236L235 159ZM244 157V158H243ZM246 157V158H245ZM250 157L251 158H253V159H251L250 160ZM258 157V156H257ZM262 157V158H261ZM36 158V159H35ZM50 158H52L51 160H50ZM92 158V159H91ZM111 158V159H110ZM130 158V159H129ZM148 158V159H147ZM156 158H157V160L158 161H155L156 160ZM177 158V159H176ZM179 158V159H178ZM192 158H194L193 160H191ZM241 158V159H240ZM35 159V160H34ZM64 159H67V160H64ZM92 160V162H91V160ZM105 160V163L107 164V165H109V167L104 163V160ZM111 161H110V160ZM116 159V160H115ZM124 159V160H123ZM125 159H126V162H125ZM132 159V160H131ZM169 160V162H168V160ZM175 159V160H174ZM182 159V160H181ZM209 159V160H208ZM243 159V160H242ZM246 159V160H245ZM99 160V161H98ZM103 160V161H102ZM109 160V161H108ZM113 160H114V162H113ZM121 160V161H120ZM152 162H151V161ZM160 160V161H159ZM191 160V162H189ZM245 160V161H244ZM248 160V161H247ZM261 160H263V161H261ZM44 163H43V162ZM51 161V162H50ZM64 161V162H63ZM65 161H67L66 163H65ZM96 161H97V163H96ZM108 161V162H107ZM118 161H120L122 164H120V162H118ZM130 161V162H129ZM157 162V163H155V162ZM177 163H176V162ZM183 161V162H182ZM230 161V162H229ZM233 161V162H232ZM250 161V163H249V165L250 166H252V167H250L249 165H248V162ZM259 161H260V163H259ZM45 162H46V165H45ZM53 162V163H52ZM57 162L59 163L58 164V166H57ZM61 162V163H60ZM85 162V163H84ZM90 162L93 164V162L96 164H90ZM101 162V163H100ZM109 162H112L111 164L109 163ZM148 162V163H147ZM154 162V163H153ZM159 162V163H158ZM162 162V163H161ZM171 162H174V163H171ZM188 162V163H187ZM217 162V161H216ZM233 163V165H230V164H232ZM247 162V163H246ZM64 163V164H63ZM72 165L71 167H70V170H68L69 169V166H70V164ZM113 163H114V165H113ZM116 163V164H115ZM117 163H119V164H117ZM128 163H126V165H128ZM183 163V165H181ZM211 163V164H210ZM245 163V164H244ZM252 163H254V164H252ZM255 163H256V165H255ZM263 163V164H262ZM47 164H49V165H47ZM56 164V165H55ZM63 164V165H62ZM69 164V165H68ZM90 164V165H89ZM99 164H101V165H99ZM104 164V165H103ZM148 164V165H147ZM158 164V165H157ZM188 164H190V165H188ZM209 164L210 165H212V166H210L211 168H213V166L214 165H216L215 163H212V161H210L209 162ZM214 164V165H213ZM235 164H236V166H235ZM252 164V165H251ZM260 164V165H259ZM55 165V166H54ZM61 165L62 166H65L66 165V169L68 170H65L66 172H63L64 174L65 173H67V172H69V171H71V172H69V174H70V176H68L69 174L67 173V174H63V173H61L64 169L61 167ZM83 165H85V166H83ZM106 165V168L108 169V171H107V169L104 167ZM115 166V168L117 169H115L114 167H111V166ZM125 165V167H127ZM147 165V166H146ZM151 165V166H150ZM157 165V166H156ZM165 165V164H164ZM181 167H180V166ZM188 167H187V166ZM242 165H243V167H242ZM244 165H246V166H244ZM248 165V166H247ZM261 165H263V166H261ZM45 166L47 167V166H49L47 169H49V172L47 171V169H45ZM53 166V167H52ZM68 166V167H67ZM88 166V167H87ZM149 166L151 167V169H149ZM228 168H230V169H228ZM234 166V167H233ZM261 166V167H260ZM38 167V168H37ZM52 167V168H51ZM79 168V170H78V168ZM94 167H98V168H96L97 169V172H98V175H100V176H98L97 174H95V172H96V170H95V168ZM120 167V169H122ZM124 167V168H125ZM158 168V170H157V168ZM190 167V168H189ZM232 167V168H231ZM263 167V168H262ZM22 168V169H21ZM51 168V169H50ZM102 168L104 169V170H102ZM111 168H114V170H109V169H111ZM156 169V172H154L153 170H155ZM177 168V169H176ZM235 168H237V169H235ZM245 168V169H244ZM250 168V169H249ZM261 168H262V170H261ZM24 169V170H23ZM26 169H28V171H29V169H31L29 172L26 170ZM37 169H38V171L40 172V173H38V171H37ZM41 169H45L46 171H41ZM89 170V172H87V173H85V171H88ZM93 169L95 170V171H93ZM105 169H106V173H105ZM148 169V170H147ZM175 169V170H174ZM185 171H184V170ZM217 169H218V167H217ZM221 169H223L222 171H221ZM83 171V172H81V171ZM101 170V171H100ZM167 170V171H166ZM181 170V171H180ZM183 170V171H182ZM233 170H236V171H233ZM22 171H23V173H24V175H23V173H22ZM27 171V172H26ZM76 171V170H75ZM74 171V172H75ZM90 171H93L92 172V174H91V172ZM100 171V172H99ZM103 171V172H102ZM110 171H112L113 172V175H111L112 174V172L111 173H108V172H110ZM114 171H116L115 173H114ZM175 171V172H174ZM219 171H221V172H219ZM239 171V172H238ZM258 171V172H257ZM261 171V172H260ZM21 172V173H20ZM36 172V173H35ZM44 172V174H43V176L45 175V173H47V175L46 176H44V178H43V176H42V178L40 177L41 175H42V173ZM96 172V173H97ZM178 172L180 173V172H184L185 174L183 175L182 173H180V174H178ZM234 172L236 173V174H234ZM242 172V173H241ZM35 173V174H34ZM38 173V174H37ZM99 173H101V174H99ZM163 173V174H162ZM175 173H177L176 174V176H175ZM260 173V174H259ZM261 173H262V176H261ZM21 174V175H20ZM31 174V175H30ZM34 174V175H33ZM86 174H87V176H89V179H88V177L86 176ZM90 174V175H89ZM115 174V175H114ZM232 174H234L233 175V177H232ZM256 174H258V175H256ZM18 175H20L19 177H17ZM36 175V176H35ZM39 175V176H38ZM60 175H62V176H60ZM85 175V176H84ZM93 175V176H92ZM94 175H96L95 177H94ZM171 175H173V177L171 176ZM182 177H181V176ZM224 175V176H223ZM235 175H236V178H235ZM30 176H32L31 177V179H30ZM97 176H98V179H97ZM101 176L103 177V179H101ZM118 176H121V175H118ZM184 176V177H183ZM221 176V177H220ZM26 177V178H25ZM41 179H40V178ZM47 177V178H46ZM87 178V180H86V178ZM94 179H93V178ZM164 177V178H163ZM168 177V178H167ZM177 177H178V179H177ZM259 177V178H258ZM36 178H37V180H36ZM59 178V179H60ZM83 178V179H82ZM228 178H229V180H228ZM19 179V180H18ZM21 179V180H20ZM25 179H26V181H25ZM30 179V180H29ZM33 179L34 180H36V182L35 181H33ZM39 179H40V181H43V182H40L39 181ZM43 179V180H42ZM106 179V178H105ZM158 179V180H157ZM161 179H163V180H161ZM173 179V180H172ZM219 180V183L217 182L218 180ZM258 179V180H257ZM61 180V179H60ZM94 180V182H97V181H95ZM165 180V181H164ZM178 182H177V181ZM225 180H227V181H225ZM240 180V179H239ZM243 180V179H242ZM20 181H22V182H20ZM32 181V182H31ZM87 181V182H86ZM158 181H159V183H158ZM161 181V182H160ZM166 181H168V182H166ZM171 181V182H170ZM172 181H173V183H172ZM177 183H176V182ZM181 181V182H182ZM16 182V183H15ZM20 182V183H19ZM40 182V183H39ZM163 182H166V183H163ZM182 182V183H183ZM225 182H227V183H225ZM17 183H19L18 185H17ZM38 183L40 184V185H38ZM89 183V184H88ZM97 183V184H98ZM125 183H127V182H125ZM181 183V184H182ZM224 183V184H223ZM260 183V184H259ZM8 184V185H7ZM16 184V185H15ZM21 184H22V186H23V188L21 187ZM30 184V185H29ZM36 184H37V186H36ZM83 184V185H84ZM128 184H131V183H129L128 182ZM223 184V185H222ZM4 185H6V186H4ZM84 185V186H85ZM152 185H153V187H152ZM156 185V186H155ZM220 185V186H219ZM227 185V186H226ZM253 185V186H252ZM256 187H255V186ZM32 186H35V187H33L32 188ZM129 186H131V185H129ZM170 186H168V185H166V187L165 188H169ZM219 186V187H218ZM223 186H225V187H223ZM8 187V188H7ZM18 187V188H17ZM25 187H27V188H25ZM156 187V188H155ZM254 187H255V189H254ZM31 188V189H30ZM34 188H38V189H36L37 190V192L36 191H33V189ZM39 188H40V190H39ZM222 188L220 189V190H222ZM260 188V189H259ZM261 188H263V189H261ZM7 189H9V190H7ZM19 189V190H18ZM251 189V190H250ZM3 190H5L4 192H3ZM35 190V189H34ZM38 190H39V193H38ZM148 190V189H147ZM262 190V191H261ZM14 191V192H13ZM28 191V192H27ZM253 191V192H252ZM256 191V192H255ZM257 191H259L258 193H257ZM260 191H261V194H263V195H261L260 194ZM24 192H25V194H24ZM33 192H35V193H33ZM145 192V193H144ZM151 192H149V191H146V190H144L143 191V198L144 197H147V195H149V194H151ZM255 192V193H254ZM43 193V194H42ZM257 193V194H256ZM28 194H29V196H28ZM40 194V195H39ZM41 194H42V198H41ZM23 195V196H22ZM25 195H27V196H25ZM39 195V196H38ZM43 195H45L44 197H43ZM254 195V196H253ZM20 198H19V197ZM37 196V197H36ZM96 196L98 197V194H97V192H96ZM258 196V197H257ZM262 196V197H261ZM16 197V198H15ZM24 197H28V198H24ZM32 197V198H31ZM96 197V198H97ZM252 197V198H251ZM256 197V198H255ZM259 197H261V198H259ZM31 200H30V199ZM38 198V199H37ZM93 198H95V194H93ZM244 198V199H243ZM14 199V200H13ZM16 199V200H15ZM34 199V200H33ZM41 199V200H40ZM243 199V200H242ZM39 200V201H38ZM144 200V199H143ZM182 201V197H180L179 198V200H176V202H175V204L173 205V206H171L170 207V209L172 210V209H176L177 211H180V209L179 208H177V203L179 202V201ZM32 201V202H31ZM245 202V204H244V206H246V207H244L243 205H240L241 203H244ZM25 202V203H24ZM27 202H28V204H27ZM35 202V203H34ZM239 202V203H238ZM246 202H248V204L246 203ZM20 203V204H19ZM37 203H39V204H37ZM41 203V204H40ZM106 204H108V206H112V207H114L115 206V203H114V201L113 200H111V199H108L106 202H105ZM110 203V204H109ZM12 204V205H11ZM18 204V205H17ZM32 204V205H31ZM37 204V205H36ZM112 204V205H111ZM238 204V205H237ZM247 204V205H246ZM30 205V206H29ZM176 205V206H175ZM180 205L181 206H179L180 208L182 207V205H183V203L181 202L180 203ZM13 206H15V207H13ZM33 206V207H32ZM234 206H236V207H234ZM241 206V207H240ZM252 206H253V208H252ZM21 207H24V208H21ZM239 207V208H238ZM251 207V208H250ZM35 208H36V211H34L35 210ZM229 208V209H228ZM241 208H242V210H241ZM245 208V209H244ZM20 209V210H19ZM34 209V210H33ZM11 210V211H10ZM29 210H31V211H29ZM176 210H175V213L173 212V214H176ZM206 210H207V212H206ZM246 210V211H245ZM250 210V211H249ZM18 211V212H17ZM210 211V212H209ZM13 212V213H12ZM22 212V213H21ZM33 213V216H30V215H32L31 213ZM234 212V213H233ZM247 214H246V213ZM15 213V214H14ZM183 213V211L180 213V214H182ZM207 213V214H206ZM209 213V214H208ZM239 213V214H238ZM11 214H13V215H11ZM16 214H17V216H16ZM180 214H178V215H180ZM249 214V215H248ZM19 215H21V216H19ZM28 216V218L29 219H27V216ZM234 215V216H233ZM248 215V216H247ZM23 216V217H22ZM26 216V217H25ZM181 216V215H180ZM238 216V217H237ZM243 216V217H242ZM171 217H175L176 218V220H175V218L174 219H170V222L172 223L173 221H175V222H173L172 224L174 225V224H177V222H178V219H177V217H179V216H177V215H172ZM231 217H233V218H231ZM235 217V218H234ZM242 219H241V218ZM245 217V218H244ZM13 218V219H12ZM26 218V219H25ZM207 218V219H206ZM27 220V222L25 221V220ZM213 219V220H212ZM236 219V220H235ZM249 219H251V218H249ZM172 220V221H171ZM29 221V222H28ZM212 221V222H211ZM243 221V222H242ZM247 221V222H246ZM25 222H26V224H25ZM202 222L204 223V224H202ZM22 223H23V225H22ZM212 223H214V224H212ZM220 223V224H219ZM236 223V224H235ZM29 224H30V226H29ZM240 224H241V227H239L240 226ZM202 225V226H201ZM212 225H214V227L212 226ZM236 225V226H235ZM246 225V226H245ZM23 226V227H22ZM27 226H29V227H27ZM192 226V227H191ZM219 226V228H217ZM244 226V227H243ZM203 227V228H202ZM236 227V228H235ZM239 227V228H238ZM242 227H243V229H242ZM25 228V229H24ZM254 229V227H251V229L248 231V232H246L247 234H252V233H254L255 232V230H253ZM194 230V231H193ZM202 230V231H203ZM235 231V232H233V231ZM25 231V232H24ZM215 231V232H214ZM217 231V232H218ZM244 231V232H243ZM30 234H29V233ZM193 232V233H192ZM196 232V233H195ZM216 232V233H217ZM13 234H15V237L18 235H20L19 237L17 236L16 238H15V240H14V237H12V235ZM29 234V235H28ZM33 234V235H32ZM177 235L176 233H173V235ZM250 234V235H251ZM4 235H5V237H4ZM11 235V236H10ZM32 237H31V236ZM192 235H194V236H192ZM10 236V237H9ZM25 238H24V237ZM31 238H30V237ZM215 236V235H214ZM3 237V238H2ZM2 238V239H1ZM11 240H10V239ZM19 238V239H18ZM28 239V241H27V239ZM4 239H6V240H4ZM9 239V240H8ZM13 239V240H12ZM21 239V240H20ZM23 239V240H22ZM192 239V240H191ZM18 240V241H17ZM27 241V243L25 244H21V243H19V242H24V241ZM195 240V241H194ZM196 240H197V242H196ZM13 241V242H12ZM15 241V242H14ZM5 244H4V243ZM191 242V243H190ZM193 242V243H192ZM195 242V243H194ZM9 246H8V245ZM4 245V246H3ZM5 245H6V248H5ZM16 245V246H15ZM27 245V246H26ZM3 246V247H2ZM11 246V247H10ZM17 246H19V247H17ZM22 246V247H21ZM2 247V248H1ZM12 247V248H13ZM20 248H22V249H20ZM138 262H140V259L139 260H136V261H134L133 263L135 264H137Z\"/></svg>",
    "mask_w": 264,
    "mask_h": 264
}]
</instances>
